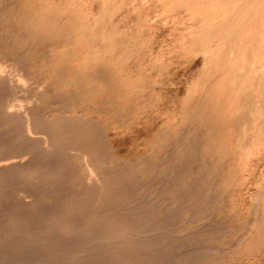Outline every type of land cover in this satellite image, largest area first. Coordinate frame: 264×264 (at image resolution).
Instances as JSON below:
<instances>
[{
  "label": "rangeland",
  "instance_id": "rangeland-1",
  "mask_svg": "<svg viewBox=\"0 0 264 264\" xmlns=\"http://www.w3.org/2000/svg\"><path fill=\"white\" fill-rule=\"evenodd\" d=\"M218 1L221 4H219ZM245 1L246 0H243V1L242 0H231V1L230 0H216V2H215V0H213V1L212 0H209V1L208 0H201V2H200V0H174V1L173 0H42V1L41 0H26V1L25 0H0V23H2V24H0V31H2V32H0V74H2V76H0V78H1L0 81H1L3 86L5 85L4 87H5L6 92L9 89L10 93L7 92V95H8L7 98L10 100V98L15 97V98H13L15 100L11 99V103L7 99L9 102L8 105L12 104V105L17 106L16 107V106L11 105L10 107H12V109L16 107L15 110L18 111L19 113L16 112L15 110H13V112L15 111L14 112L15 115L16 116L19 115L18 117H20L22 120L24 119L23 120L24 123H26V121H27V127L28 128L31 127L28 125L30 122L29 119L31 118L32 114L35 112L34 114L37 113L36 116L37 115L41 116V118H39V119H41L40 123H42L43 125L48 124V126H50V124L52 125L53 123H57V122L63 123L62 121L66 120L63 124L66 125L65 123H68L67 125L70 126L72 124H69V123H71V121H75L72 123H76V125L78 123H82V124H81V126H79L80 124H78L77 126L74 124V126H72L74 128H78V127H80V128L81 127L82 128L87 127L88 128L89 127L90 130L92 129L93 132L96 131V132H94L96 134L98 131L97 135H99L101 133L98 136L100 141H99L97 149L99 150L98 153H101V152L102 153L98 156L93 155V158H92V155L90 153H88V154L83 153L85 155L82 154L83 156L82 155L79 156L80 160H78V162L79 161L81 162V163L79 162V164L82 166L84 165V167L82 168L84 171L83 173L85 174V175H83L85 177V178H83L84 179L83 181L89 182V183H87V182H85V183H86V185L91 184L90 185L91 187L94 186L92 183L96 182L97 184L94 183L95 184L94 187H96V188H93V187L90 188L89 185H87V187H89L91 189V191H94V189H95V191H97V192L94 191L93 195H95L96 193H97L96 195H99L98 193H101L102 190L106 189L105 187H103L104 183L103 184L100 183V182H103L101 179L103 177V175H101L102 172H103L104 176L107 175V177H110V174L111 175L113 174L112 175V177H113V176H115V174H117L116 172L121 171L119 169H122L123 173L119 172L117 175V177L119 175H121V176H119L120 177L119 179L121 182L120 188L122 187V191L125 190L126 192H129V189L131 190V186L136 185V188H135V186L133 187L134 191L131 190V192H130V194L132 195V198L134 197V199H133L134 204L133 203L132 204L134 205V207H136V208L138 207L137 209L140 210V213H142L141 214L142 216H144L145 213L147 214L145 216L150 215L149 219L152 222L148 221L147 224L148 223L151 224V228H150L151 231H153V228L155 229L156 227L160 226L159 225L160 223H161V226L166 225V226H164L165 231L160 226V227H158L159 229L156 228L160 232L156 231V229L154 230L156 232L155 234H154V231H153V233L151 231H149V232H151L152 234H154L156 236L158 235V237L160 236V233H161V236L159 238L162 239V241L161 240H159V241H161L163 243L165 241V244L169 245V247L171 249H173L174 253L177 252V254H180L179 255L180 257L177 260L178 264H181V263L182 264H184V263H186V264H202V263L203 264H220V263L221 264H264V220H263L264 219V116H263V118L261 116V114L264 115V111H262V110H264V108H263L264 107V103H263L264 99H262V98H264V93H263L264 92V78H263L264 77V61L261 60V58L264 57V56H262V55H264V51L262 52V55H261V53H258L260 50L259 51L257 50V52H256L257 54L255 53L256 48L260 49V48H258L259 46L260 47L262 46V48H263L262 50H264V47H263L264 42H261L264 40V37H263L264 26H262L263 28H261V25H260L261 23H262V25H264V23H263V21H264V18H263L264 13L263 12L264 11L261 10V8L264 7V1H262V0H260V1L259 0H248L249 2L246 1V3H245ZM251 1L253 4L251 3ZM213 2H215V4ZM233 2H235V3H233ZM198 3L200 5L202 4V6L204 8L202 6H199ZM231 3H233V4H231ZM247 3H250V5L248 6ZM11 4H12V6H11ZM194 4L195 5L198 4V6H196V7L197 8L199 7V9H196V7H195V11H194V6H195ZM208 4H210L211 6ZM243 4H245V6H243ZM251 5L253 7H251ZM254 5H256V7ZM9 6H11V7H9ZM246 6H247V8H246ZM208 7H209V10H208ZM231 7H232V9H231ZM243 7H245V9ZM210 8H213V9H210ZM229 8H230V10H228ZM251 8L252 9L255 8L256 12L254 9L252 10ZM248 9L250 10L249 12H248ZM262 9H264V8H262ZM6 10H7V12H6ZM210 10L211 11L214 10L215 12L217 10V12L212 13ZM242 10L244 13L242 12ZM196 11L197 12L198 11H200V12L205 11L206 13H208V11H210V13L207 14L209 16V18H207V16H204V15H206L205 12H204L205 14L202 15V12L201 13L198 12L199 13L198 14ZM195 12L197 13V15L195 14ZM5 13L9 14V16L6 15ZM235 13L238 15H236ZM239 13H241V14L239 15ZM246 13L248 15L245 16L244 14H246ZM250 13H251V15H249ZM253 13H255V14L252 15ZM2 14H4V15H2ZM257 14H258V16H257ZM10 15H11V17H10ZM190 15H193V16L191 17ZM202 16H204V18ZM230 16H231V18H230ZM248 16L250 17V20L251 19L253 20L254 16L256 17L255 19L258 18L257 20L251 22V23H253V22L255 23L256 26L253 25L254 28H253V26H250L251 23H248V22H250L248 19ZM260 16H263L262 17L263 19L261 18V20H263V21H260V19H259ZM251 17H253V18H251ZM4 18H5V20H4ZM10 18H11V20H9ZM175 18H176V20H175ZM201 18H202V20H201ZM234 18H236V19H234ZM237 18H238V20H237ZM245 18H246V20H248L247 23H246ZM168 19H169V21H167ZM173 19H174V21H173ZM187 19H188V21H187ZM6 20H7V22H5ZM19 20L22 22H20ZM55 20H57V22ZM211 20H212L211 23L214 24V31H213V28L210 29L209 27H207L210 25L209 23ZM213 20H215V21H213ZM218 20H221V21H218ZM243 20H245V22H243ZM258 20L261 23H259ZM217 21H218V23H217L218 25L216 24ZM9 22H11V23H9ZM199 22H200V24H199ZM205 22L207 24H205ZM19 23L21 26L19 25ZM201 23H204V24H201ZM257 23H259L260 26L257 25ZM223 24H224V26H223ZM221 25L225 30L221 27ZM200 26H201L202 31H199ZM204 26H206L207 30L205 28H203ZM245 26H247V27L245 28ZM248 26H250L252 28V30ZM21 27H22V29H21ZM61 27H63L64 29ZM216 27H217V29L215 31ZM16 28L18 30H16ZM192 28H194V29H192ZM196 28L198 30L197 33H196ZM204 29L206 30V33L203 32ZM220 29H222V30H220ZM254 29H255V31H257V33H259L257 35V33L255 32V36H256L255 39L258 38L261 40H254ZM262 29H263V31L261 33ZM70 30H71V32H70ZM208 30H209V32H208ZM217 30H219V31H217ZM249 30H251V32ZM63 31H64V33H63ZM210 31L214 34L212 35V33ZM6 32H7V34H6ZM200 32L204 33V35L201 36ZM218 32H220V34ZM226 32H229V33L227 34ZM233 32H235V34ZM239 32H240V34H239ZM248 32H249V34L246 35ZM1 33H2V35H1ZM52 33H54V34H52ZM230 33H233V34H230ZM237 33L239 36L241 35V38L243 37L242 40L239 39L240 41H243V44L241 42V45L239 44L240 42H238L239 41L238 38H240V37H238ZM243 33H245V34L242 35ZM198 34L203 39L204 38L205 39L204 40H202V38L199 39L200 36ZM207 34H211L212 36L207 35ZM221 34H222V36H221ZM64 35H67V36H64ZM216 35L217 36L219 35V36L216 37ZM259 35L261 37H259ZM210 36L212 38H210ZM5 37H7V38H5ZM68 37H70V38L68 39ZM188 37L189 38L191 37V38L189 39ZM246 37L247 38L250 37V39H247ZM262 37H263V39H262ZM217 38H220V39H217ZM251 38L256 42H254ZM207 39H209V40L211 39L210 40L211 42L209 44H207V42H209ZM244 39H246V41H247L246 43L248 44V46L246 44H244L245 43ZM6 40H8L9 42ZM201 40L203 42H202V44H199L200 43L199 41H201ZM229 40H231L232 42H230ZM212 41H213V43H212ZM258 41L261 44L258 43ZM17 42H19V43H17ZM205 42H206V44H203ZM222 42H224V45H222L223 44ZM249 42H251V43H249ZM191 43H192V45H190ZM217 43L220 44V46ZM228 43H230L232 45H230V47H229ZM253 43L259 44V45H257V47L256 46L253 47ZM35 44H36V46H35ZM250 44H252V46H250ZM187 45H188V47H187ZM206 45L209 49H212L211 50L212 55L208 53L210 51H206V49H208L207 47H205ZM202 46H204L206 49L204 47L202 49L201 48ZM239 47L245 48L246 50H244V49L241 50V49H239ZM218 48L220 51H218ZM222 48H223V50H222ZM236 48L239 51L236 50ZM240 50H241V52H243V53L245 52V53L241 54ZM248 50L249 51L254 50V53H250L252 51L248 52ZM25 51H27V52H25ZM22 52H23V54H21ZM213 52H215V54ZM219 52H220V54H219ZM238 52H239V57L237 55ZM246 52H247L248 56L253 55V57H255L254 55L259 54L262 57L259 58L260 56L258 55V58H257V56H256V58L259 61L261 60L263 63L259 62L255 58L253 59V57H250L253 60H251L250 58H248L249 59L248 60L246 57L244 58V56L247 55ZM227 54H228V57H227ZM240 55L241 56L243 55V57H240ZM82 56H83V58H82ZM207 56L209 58H207ZM58 57H60V58H58ZM67 57H68V59H67ZM87 57H88V59H87ZM217 57H218V59H217ZM221 57H223V58H221ZM224 58H225V60H224ZM25 59H26V61H25ZM245 59H247V61H245ZM255 60H257V62L259 64H257V62ZM249 61H252V63ZM253 61L255 62V64ZM66 62H67V64H65ZM213 62L216 66L213 64ZM203 63H204V65H203ZM223 63H224V65H223ZM232 63H234V64H232ZM245 63H246V65H245ZM238 64H239V67H237ZM65 65L68 66L69 68L66 67ZM226 65H227V67H226ZM229 65H230V68H229ZM234 65H236V66H234ZM58 66L62 67V68H59ZM222 66H223V68H222ZM249 66L253 69H251ZM252 66H254V67H252ZM260 66H261V68H260ZM228 68L230 71L228 70ZM232 68H234L236 71ZM237 68L239 69L238 71H237ZM58 69H59V71H58ZM231 69L234 70L233 73L231 72ZM242 70H243V73L246 74V77L249 76L248 81L246 80L247 78L245 79V77H244L245 74H244V76H239L240 73H238V72H241V74H243ZM250 70L252 72H250ZM223 71H228V76H227V72L224 73ZM244 71H246V72H244ZM205 73H206V77H205ZM207 73H209V74H207ZM16 74H17V76H16ZM19 74H20V76H19ZM123 74L125 77L123 76ZM216 74H217V76H216ZM220 74H221V76H220ZM222 74H223V76H222ZM229 74H230V76H232V74H233L232 78L234 77L235 79L234 78L232 79L229 76ZM236 74H238V76H236ZM247 74H248V76H247ZM260 74L263 77H261ZM242 77H243L244 82L242 80H240ZM254 77H255V79H254ZM65 78H66V80H65ZM213 80H215V82H218L219 84L215 83ZM221 80H225L224 82L228 81V82H226L227 85L225 86L224 84H226V83H224ZM229 80L231 82L233 80L234 81L231 83ZM260 80H262L263 83L260 82ZM62 81H63V83H62ZM5 82H7L8 84ZM241 82H242V84H241ZM3 83H5V84H3ZM59 83H60V85H58ZM203 83H204V85H203ZM209 83L214 85L215 88L214 87L212 88V85L210 86ZM230 83H231V85H228ZM215 84L220 87V90L224 91L223 94L218 90V87H216ZM233 84H235V85H233ZM55 85H56V87H55ZM240 85H241V87H240ZM196 86H197V88H196ZM227 86L231 87V88H229L230 91L228 88H226ZM222 87H224L225 89L223 88L224 89L223 90ZM232 87H234V88L232 89ZM235 87L239 88V90H241L239 92L236 91L237 95L241 92L239 94L241 96L236 95V93H235L236 88ZM123 88H125V89H123ZM207 88H208V90H207ZM210 88L215 91V92L214 91L213 92L215 93V95L217 94L216 96L212 95L213 92H212V90H210ZM226 89H228V90L226 91ZM244 89H245V91H243ZM18 90H20V91H18ZM56 90H57V92H56ZM233 90H234L235 94L231 95V93H233ZM39 91H40V93H42L43 97L41 96V94H39ZM193 91H194V93H193ZM242 91L246 92V95H245V93L243 94ZM248 91H249V93H248ZM255 91H257L256 92L257 94L255 93ZM17 92H19V94ZM229 92H231V93H229ZM260 92L262 95H260ZM11 93H13V94H11ZM51 93H53V94H51ZM207 94L210 96V98H212V100H213V98L216 99V100L214 99V101L217 103V105L218 104L219 105L218 106L215 105V106H217V108H219V109L221 108L220 110L218 109L219 111L224 110L223 112L225 113L227 108H229V110H227V112H226L227 114H229L231 111L230 114H232V115H230V114L227 115L225 113L228 116V118H227V116L223 117V119H222L223 122L220 121L221 116L217 117V115L214 113V115H216L215 117L219 118V121L221 124L227 123L226 119H224V118H227V120L229 122V119H231V118H229L230 116L231 117L234 116V117H232L233 119H231V121H232L237 116L240 117V115H242V114H243L242 116L247 115L246 118L244 117V119H242L243 118L242 116H241V119L239 117L237 119H235L237 121L240 119L239 121H241L239 124L237 121H235L238 124V130L239 131L237 130V125H235L236 123L233 124L234 121L232 122V124L230 121L229 122L230 124L228 123L229 125L227 124L226 126H225V124H222L224 126V128H223V126L222 127L220 126V128H219V124L215 123L216 124L215 127L218 126V128H219V129L217 128V131H216L217 132L216 136L218 135L217 137H219V139H217L215 134H213V132L211 131L213 126L212 127L210 126L216 120L219 123L218 119L215 120V118H213V120H215L213 123L210 120V118L212 119V116H213V113L211 115H210V113L213 112L215 110L214 108H216V107L213 105L214 108H211L212 110L214 109L213 111L209 108L210 106L212 107L211 103H213V104H215V103L213 101L210 102L211 100L208 99L209 97H207ZM218 94H219V97H218L219 101L217 99ZM15 95L18 97H16ZM66 95L68 97H66ZM204 95H206V96H204ZM220 95H221L222 100H220ZM235 95L237 97H235ZM27 96L30 98H28ZM55 96H57V97H55ZM222 96L223 97L226 96V98L224 99ZM228 96L230 98H228ZM250 96L255 100L251 101L252 98ZM261 96H262V98L260 99ZM32 97H34V98H32ZM40 97L42 99H40ZM45 97H46V99H45ZM110 97H112V98H110ZM185 97H187V98H185ZM20 98H22V99H20ZM196 98H197V100H195ZM202 98H203V100H202ZM238 98H241V100H243V98H245L246 100H244V101H246V102L248 100V102H247L248 105L246 104L244 107L247 110H245L244 112H243V109H244L243 106H244L245 102L244 101H243L244 103L241 102L240 99H238ZM233 99H236L235 102L237 101L238 106H237V104H234L235 102L233 101ZM237 99L240 101V103L242 105V106H240L241 112L237 109V107H239V104H240V103H238L239 101ZM28 100H30V101H28ZM58 100H59V102H58ZM12 101H14L16 104H14V102L12 103ZM52 101H53V103H52ZM201 101H203V102L205 101L206 104L208 102L211 104L210 106L209 105L207 106V108L211 110V111L208 110L209 112L207 111L209 114L205 113L206 111H204V110H206L207 108H206L205 104L204 105L202 104L203 102L201 103ZM196 102H197V104L199 103L198 106H196L197 105ZM230 102L231 103L233 102L232 104H234L236 107L233 108L232 107L233 105L229 104ZM249 102H251L250 105H249ZM253 102L255 104H253ZM260 102H262V103H260ZM223 103H224V105H221ZM258 103H260V104H258ZM200 104H202L203 106ZM194 105L198 108H200V106H202L203 107L202 111H204V114H207V115L204 116V114H202L203 116L197 117V113H195L196 111L194 110L196 107ZM262 105H263V107H262ZM219 106H221V107H219ZM10 107H9V109H10ZM47 107H48V109H47ZM104 107H106V108H104ZM191 107H192V110L195 111L193 113L196 114V116H194L192 114V111L190 110ZM20 108H21V110H20ZM198 108H196V109L198 110ZM217 108H216V110H217ZM27 110H29L30 112L32 111V114H30ZM250 110H253V112H251ZM60 111H61V113H60ZM190 111H191V113H190L191 115H188ZM202 111L198 110L199 115H201L200 112H202ZM216 112H217V114L221 113L218 111H216ZM246 112L247 113L249 112V114H246ZM254 112H256V114ZM10 113H12V112H10ZM14 113H13V115H14ZM238 113H241V114H238ZM34 114H33V116H34ZM250 115H252V116H250ZM57 116H58V119H57ZM206 116L210 117V118H208L211 121L210 125H209V122H208V119ZM256 116L257 117L259 116V117L256 118ZM24 117H26V118H24ZM195 117H197L196 118L197 120L200 117H201L200 120H203L202 118L205 117V119H207V120L204 119L205 120L204 126H208V128L207 129H206V127L202 128L201 125L198 127L197 122L195 123V121H197V120H195ZM252 118H254L256 120V123H255V120ZM70 119H71V121H69ZM245 119H248V120L250 119L248 122L249 125L246 124L249 126V128L246 125H244L245 123H247L245 121ZM260 119L262 120L263 123L261 122ZM171 121H173V122H171ZM187 121H189L191 124L190 123L187 124L188 123ZM185 122H187L186 123L187 126L183 125V124H185ZM199 122H198L199 124L203 123L201 121H199ZM180 123H182V124H180ZM241 123H243V124H241ZM193 124H196L198 128L195 127L196 125H194V127H195L194 128ZM90 125H93V126H90ZM190 125H192V126H190ZM239 125H241V127ZM182 126H184V127H182ZM188 126H190V127H188ZM227 126L232 127V128H229ZM233 126L234 127L236 126V128H234ZM186 127H188L189 129ZM262 127H263V129H262ZM192 128L194 129L195 132H193ZM243 128H246V129H243ZM94 129H96V130H94ZM201 129L204 130V132L206 130H208V131L210 130L209 132H211V133H208L210 135V137H209V135L203 134L204 132H202L203 136L200 135L201 133H199V131ZM234 129L237 131H235ZM169 130L171 133L169 132ZM218 130H219V133H218ZM46 131H42V132L44 133ZM213 131H215L214 127H213ZM220 131L221 132L223 131V132L221 133ZM183 132H185V133H183ZM190 132H192L194 134L191 133L192 134V136H191ZM198 133H199V135H197ZM227 133H229V134H227ZM233 133H234V135H233ZM2 134H3V129L0 127V135H2ZM47 134H48V131L46 134H40V135L38 134L37 135V136H41L39 138L44 139V140H41V139L37 138L40 145L42 146L41 148H43V150L45 149L43 152H45L47 154L46 155L45 153H43V158H46L47 156H49L50 152L52 155L53 152L55 153L56 152L55 150H57V147L53 146L54 144L51 145L53 143L50 139L51 133L49 132V136ZM206 134H207V132H206ZM252 134H254V135H252ZM160 135H161V137H160ZM181 135H183L184 138ZM229 135H230V137H229ZM185 136H188L189 137L188 139H190V140L188 141L187 137L185 139ZM197 136H199V137L201 136L202 139H205V140L208 139L209 142H211L210 141L211 139L213 141L214 140L213 138H215L213 143L211 142L215 146L212 145L211 143L209 144V142H208V144H209V146H208L207 141H204L200 138H196ZM246 136H248V137H246ZM48 137H50L49 139L51 142L49 141ZM193 137L196 139L197 143H198V140H201L200 142H202V141L206 142V143H203V144H207L206 147L203 148L206 151H207L206 148L210 147V145H211V147L214 146L213 147L214 152L217 154L212 152L211 150H213V149H211V148H208V149H210L209 151H211V152L206 154V151L204 150V153H203V150L201 147L205 146V145L201 144L200 145L201 147L199 146V148L202 151V155H200V156H202V158L196 154L197 155V156L195 155V158L197 157L196 159L191 158L192 156L190 157V159L195 163L190 162L188 158L181 160V156L180 157H178V156L181 155L182 153H180L179 151L181 149L183 151V149H184V152H185V149L190 148L191 141L192 142L194 141L196 143V141L193 140L194 139ZM164 138H166V139H164ZM221 138H225V140L223 139V141H219V140H221ZM182 139H185V141H182ZM161 140H163V141H161ZM178 140H179V142H178ZM41 141H42V144H41ZM181 141H182V144L180 143ZM215 141H217V142H215ZM158 142H161V144ZM183 142L184 143L186 142V143L184 144ZM194 142L192 143V145L195 144ZM200 142L198 144H200ZM220 142H221V144H220ZM225 142H226V144H225ZM173 144H176L175 145L176 147H177V144L178 145L181 144L182 147H180L181 145H179L176 149ZM186 144L188 147L186 146ZM50 145H51V147H49ZM183 145L186 148H184ZM216 145H217V147H216ZM99 146H100V148H99ZM53 147H56V148H53ZM167 147L168 148L170 147V148L167 150ZM194 147L197 148V153L199 154V152H200L199 148L196 145ZM41 148L39 151L42 153ZM102 149H104V150H102ZM152 149H153V151H151ZM173 149H175V152L178 151L177 153H180V154L175 153ZM50 150H52V151H50ZM198 150H199V152H198ZM46 151L47 152L49 151V153H47ZM149 151H151L152 153H150ZM156 151H158V152H156ZM164 151H166V152L163 153ZM170 151L174 152L175 154L174 153L171 154ZM216 151H218V152H216ZM148 153H149V155H148ZM166 153L168 154V156ZM157 154H159V155H157ZM210 154H215V155H217L218 158L211 155L214 158L213 159L210 156ZM218 154H219V156H218ZM232 154H234V155H232ZM44 155H46V156L44 157ZM56 155L57 154H55L52 157H47L48 159L47 158H46L47 160L44 159V162H46V163H48L49 161H51L52 163L54 161L58 162V161L54 160L55 157H57V156H58L57 157L58 160H59V158L62 159V157L60 155H57V156ZM103 155H104V157H103ZM163 155H165V157L166 156L167 157L165 158ZM25 156L23 155V159L21 157V158L15 159V160H17V163H18V161H20L21 164H23V163L26 164V162L27 161L29 162V160H30V159H28V157H30V155L27 154L26 158H25ZM87 156H88V158H87ZM160 156H163V157H160ZM176 156L180 159L177 158L178 159L177 160L175 158ZM83 157L85 160L83 159ZM89 157H91V158H89ZM97 157H99V158H97ZM193 157H194V155H193ZM150 158L153 160H151ZM211 158H212V161L214 160L212 163H214V162H216V163L215 164L211 163L209 165V163H210L209 161H211ZM216 158L218 161L216 160ZM21 159L23 160L22 162H21ZM95 159L96 160L100 159L102 162L105 161L104 164L101 163V166L104 165L106 168H104L102 166L103 167V168H101L102 170L98 169L102 172L97 170L96 165L94 163V162H96ZM201 159H204V160H202V162H201L202 164H199ZM89 160L92 162V164H91V162L89 163ZM145 160H147V162ZM169 160L171 163L169 162ZM175 160H176V162L177 161L178 162L175 163ZM183 160L189 161L191 164H194V166L193 167L189 166L190 163H187V161H186L187 164H185V162ZM86 161H88V162L86 163ZM139 161L141 163H139ZM167 161L169 162L170 165L168 164ZM106 162H107V164H106ZM136 162H138L139 164H137ZM150 162L153 164L149 166V164H151ZM180 162H182V163H180ZM197 162H199V163H197ZM207 162H209V163H207ZM85 163H86V166H85ZM93 163H94V165H93ZM134 163L137 164V166L134 165ZM164 163L168 164L167 169H165L166 165ZM146 164H147V169H146ZM172 164L175 165V167H172ZM206 164H208L209 166L213 165L215 167V169L213 168V171H212L211 168L213 166L209 168V166H207ZM89 165H91V167ZM92 165H93V168L95 166L94 169L92 168ZM122 165L126 166V168ZM139 165H141V166H139ZM143 165H145L146 170H148V171L152 170V173H150L151 171H149V173L151 175L153 174L154 176L153 175L151 176L150 174H148V171L146 173L145 172L146 170L141 169V167L144 168ZM156 165H158L160 168L159 169L156 168V167H158ZM183 165L189 166L190 169H188L187 166H184L187 168V171L189 170L188 171L189 177H188V172L185 171L186 169L183 170V168H184V167H182ZM202 165H204V166H202ZM135 166L138 169L135 168L136 169L135 170L134 169ZM161 166L163 168L165 167L164 168L165 170L162 169ZM110 167H112V168H110ZM116 167H118V168H116ZM123 167L125 169H123ZM171 167H172V170H170ZM202 167H203V169H202ZM115 168L117 171L114 170ZM127 168H129V169L132 168L134 170V171L131 170V171H133V172H131V174L135 175L136 178H137V176L139 178L141 175L139 180L143 179L142 180L143 182L139 181L138 179H134L135 177L131 176L130 173H126L127 176H124L125 175L124 172H126ZM111 169L114 171L115 174L113 173V171ZM95 170H96V172H95ZM160 170H162V172ZM168 170H169V172L167 173L166 171H168ZM203 170H205L206 172H204ZM208 170L209 171L211 170L212 172L211 171L208 172ZM109 171H112V172L110 173ZM137 171L138 172L140 171L139 172L140 175L137 174V176H136ZM171 171H173V172H171ZM182 171H184L185 173H181ZM191 171H194V172L199 171L200 174L198 172L197 173L199 174L198 176L200 178H198L197 173H196L195 177L196 176L197 177L195 179H193V176L191 174L194 175V172H191ZM214 171H215L216 175H215ZM63 172H60V173L64 174L65 172L64 173ZM104 172H107V173H104ZM108 172H109V174H108ZM142 172H145L144 173L145 175ZM155 172H157V173L154 174ZM55 173H57V174H54L55 177L62 176L59 173V170L56 171ZM175 173H176V176H174ZM210 173H212V174H210ZM147 174L150 176H148ZM160 174H162V176ZM164 174L166 175V177L163 176ZM177 174H179V177ZM180 174H182V175H180ZM183 174H185V175H183ZM96 175H98V176L101 175L102 177L101 176L96 177ZM122 175L124 176L123 179H121L123 177ZM184 176L185 177L187 176L186 180H185ZM131 177H134V178H131ZM160 177L163 179H161ZM191 177L193 180L191 179ZM99 178L101 179V181L99 180ZM125 178L127 180L129 178L130 181L128 180L129 181L128 182ZM91 179H92V182H91ZM131 179L134 182H135V180H137L140 184H142V186H143V183H146V187L143 186V190H141L143 195L144 194H146V195L143 196V195H141L142 193L140 192L139 196H137V193H139L140 188L142 189V186L139 185V183H137V181L135 183H133L131 181ZM182 179L185 180V184H184V181L182 182ZM122 180L123 181L126 180L127 183H129V184H127V183L124 184V182ZM164 180H165V182H164ZM188 180L189 181L191 180L192 182L195 180L193 183H191V181H190V184L191 185L193 184L192 186L189 184ZM197 180L199 181V184L196 183ZM201 180H202V182H201ZM211 180H212V182H211ZM158 181H159V184L163 183L160 185V188H159ZM171 181H172V185L170 184ZM179 181H180V183H179ZM130 182H132L133 184H131ZM166 182H167V184L168 183L170 184V185L168 184V187L171 186L170 188L171 189L173 188L172 190H170V188L166 187ZM214 182H215V184H214ZM218 182H220V183H218ZM61 183L63 184V182H61ZM98 183L100 184V187L102 184V187H101L102 189H99L100 187H99ZM62 184H61V186L54 184L55 186L53 185V187L52 186L51 187L52 188H55V187L56 188L57 187L62 188L64 186H67V184L65 182H64V186ZM122 184H123V186H122ZM147 184H148V186H147ZM154 184H155V186H153ZM175 184H177L176 187H175ZM150 185H152V187H150ZM184 185H186L187 187H185ZM124 186H126V187L124 188ZM137 186H139V187H137ZM49 187H46V188H49ZM51 187H50V189H51ZM144 187L146 189L148 187V189L145 191ZM155 187L156 188L158 187V188L156 189ZM161 187H163V188H161ZM174 187L176 188L175 190H174ZM179 187H182V188H179ZM153 188H155L156 190ZM166 188H168V192L165 191V190H167ZM199 188H201V189H199ZM217 188H218V190H216ZM90 189H88V190L90 191ZM98 189L101 191L99 192ZM180 189H181V191H180ZM191 189H192V191H191ZM202 189H204V191ZM135 190H136V192H135ZM148 190L149 191L155 190L156 192L153 191L154 192L153 193L152 191H150V193L149 192L147 193ZM169 190L172 191V193ZM108 191H109V189H108ZM108 191H106V193H104L105 192L104 191L103 193L105 195L107 194L108 196H110L109 194H111V193L113 194V192L110 193V191H109V193H108ZM132 191H133V193H132ZM214 191H216V192H214ZM161 192L162 193L164 192L165 194L164 193L162 194ZM203 192H205V193H203ZM258 192H260V193L258 194ZM135 193H136V195H135ZM155 193H157V194H155ZM104 194L102 195V193H101V195L98 196L99 199L96 197V195L94 196L93 201L94 202L96 201L98 203L97 204L98 206L97 205L94 206L92 204L91 207L94 206L92 208L95 211H97L96 209H98V208L104 209L103 207H99V203L101 201L103 202L101 197L103 196V199L108 197V196L104 197L105 196ZM176 194H178V195H176ZM16 195H17L16 201L18 198H20V199H18L16 204L21 206L24 203L25 204L24 207H26V205L28 203L30 204L31 200H29V197L25 198L26 196H24V194H23L24 197H19L18 194H16ZM19 195L22 196V194H19ZM171 195L175 198L176 201L178 200L177 203L175 201H173L174 198ZM179 195H180V197H179ZM145 196H147V198ZM162 196H164V197L166 196L165 199ZM168 196L169 197L171 196V197L169 198ZM197 196H198V198H197ZM137 197H139V198H137ZM193 197H195V199ZM100 198H101V200H100ZM135 198H137V199H135ZM180 198H181V200H180ZM210 198H212V199H210ZM21 199H25V200L22 201ZM97 199H98V201L99 200L100 201L98 202ZM162 199H163V201H162ZM168 199L171 200L174 203V205H173V203H171V201L168 203H165V202L169 201ZM196 199H197V201H196ZM133 200H131V201H133ZM143 200L144 201L147 200L146 201L147 203L143 202ZM149 200H150V202H149ZM21 201H22V204H21ZM50 201L51 202L55 201V203L53 202L52 206H54L55 204H57L56 202H58L56 200L52 201V199H50L49 201H46L47 203L49 202V204H46V202H45L46 205L43 204L42 208H44V206H45V208L50 207L51 206ZM136 201L137 202L139 201V203H137L138 206L136 205ZM153 201H154V203H153ZM159 201H161V202H159ZM26 202H27V204H26ZM142 203H143L142 206L144 207L145 211H143V209L140 208L141 205H139V204H142ZM183 203H186L187 205L183 204ZM204 203H206V204H204ZM147 204L149 205L150 208L145 207V206H147ZM199 204H201V207H203V208H201ZM18 205H16V207H15L16 208L15 211H18L17 213L23 211V209H24L23 206L19 207ZM48 205H50V206H48ZM100 205L103 206L102 204H100ZM157 205H160V207H158ZM161 205L163 206V208H161ZM184 205H185V207H184ZM56 206L57 205H55L54 207H56ZM96 206L98 208H95ZM192 206L194 209L192 208ZM104 207H105V205H104ZM107 207L108 206L106 205L105 209ZM182 207H184L183 210H182ZM188 207H190L193 211H191V209H189ZM136 208H134V210H133L134 212H136L135 211ZM146 208H148L150 211L148 209L146 210ZM101 209H98L99 211H97V212H102L103 210H101ZM167 209H169L170 211ZM185 209H187V210H185ZM162 210H163V213H161ZM195 210H196V212H195ZM151 211H152V213H151ZM164 212L165 213L167 212V213L164 214ZM179 212H182L181 213L182 216ZM190 212L193 214H191ZM140 213H137L136 215H139ZM156 213H157V215H156ZM80 215H82V213H79V216ZM141 215H139V216H141ZM177 215H179L181 218ZM77 216H78V214H77ZM162 216H163V218H162ZM169 216H170V218H168ZM175 216H176V218H175ZM251 216H253V217H251ZM152 217H153V219H152ZM164 217H166V218H164ZM171 217H173L172 220H170ZM256 218H257V220H256ZM160 219H162L163 221ZM212 219H215V221ZM191 222H193V223H191ZM154 223H155V225H154ZM172 223H173V225H172ZM255 223H257V224H255ZM168 224L172 225L173 229H172L171 233H173V234L170 233L172 227H169L171 225H168ZM176 224L178 227L176 226ZM262 224H263V226H262ZM152 225H154V226H152ZM156 225H158V226H156ZM147 226H149V224ZM175 226H176L177 230L175 229ZM148 229H149V227H148ZM166 229H168V230H166ZM167 231L170 234H168ZM174 231H175L176 235H174ZM211 232H213V233H211ZM163 235L164 236L166 235L167 241ZM170 235H174V238H173V236H170ZM196 235H198V236H196ZM217 235L219 238H217ZM180 236H181V239H180ZM183 239H185V240H183ZM218 239H220V240H218ZM168 240H170V241L168 242ZM175 240H176L178 247L176 246V243L174 242ZM171 243H172V245H170ZM157 245H158L157 249L160 250L159 248H161V246L159 244H157ZM209 245H210V247H209ZM152 246H156V244L155 245L153 244ZM181 246H182V248H181ZM152 248H154V247H152ZM152 248L150 247L149 252L152 251ZM177 248H179V249H177ZM219 248H220V250H219ZM201 249H203V250H201ZM204 249H206V250H204ZM200 251L201 252H206V251L209 252L208 253L210 256L208 258L209 262L207 260H205L207 262L204 261V259H207V257L206 258H200V256L197 255V253H200ZM152 252L156 253L157 251L155 249ZM191 254L193 255V257ZM196 256H198V257L196 258ZM188 258L190 260L192 259L193 261L191 260L192 262H190V260ZM186 259H188L187 260L188 263H187V261L186 262L183 261ZM180 260H182V262ZM202 260H203V262H202ZM140 261H142V260H140ZM175 263H176V261L173 263H170V264H175Z\"/></svg>",
  "mask_w": 264,
  "mask_h": 264
},
{
  "label": "bare ground",
  "instance_id": "bare-ground-1",
  "mask_svg": "<svg viewBox=\"0 0 264 264\" xmlns=\"http://www.w3.org/2000/svg\"><path fill=\"white\" fill-rule=\"evenodd\" d=\"M26 1V0H25ZM42 1V0H41ZM174 1V0H173ZM209 1V0H208ZM213 1V0H212ZM231 1V0H230ZM243 1V0H242ZM246 1H248V0H246ZM246 1H245V3H246ZM260 1V0H259ZM262 1H264V0H262ZM2 2V1H1ZM5 2V1H4ZM187 2V1H186ZM200 2H201V0H200ZM215 2H216V0H215ZM215 2H213L214 4H215ZM219 2V1H218ZM237 2V1H236ZM249 2V1H248ZM38 3V2H37ZM47 3V2H46ZM223 3V2H222ZM227 3V2H226ZM233 3H235V2H233ZM233 3H231V4H233ZM241 3V2H240ZM251 3H252V1H251ZM14 4V3H13ZM165 4V3H164ZM189 4V3H188ZM199 4V3H198ZM198 4H194L195 6H194V11H195V7L196 6H198ZM206 4V3H205ZM211 4V3H210ZM210 4H208V5H210ZM219 4H221L220 2H219ZM237 4V3H236ZM242 4V3H241ZM248 4V6L250 5V3H247ZM253 4V3H252ZM256 4V3H255ZM261 4V3H260ZM20 5V4H19ZM171 5V4H170ZM173 5V4H172ZM218 5V4H217ZM240 5V4H239ZM11 6H12V4H11ZM11 6H9V7H11ZM31 6V5H30ZM182 6V5H181ZM199 6H202V4L200 5L199 4ZM206 6V5H205ZM211 6V5H210ZM237 6V5H236ZM243 6H245V4H243ZM255 7H256V5H254ZM8 7V8H9ZM67 7V6H66ZM203 7V6H202ZM219 7V6H218ZM251 7H253L252 5H251ZM175 8V7H174ZM177 8V7H176ZM191 8V7H190ZM204 8V7H203ZM202 8V9H203ZM224 8V7H223ZM238 8V7H237ZM242 8V7H241ZM244 9H245V7H243ZM246 8H247V6H246ZM262 8H264V7H262ZM261 8V10H263L264 11V9H262ZM196 9H199V7L197 8L196 7ZM207 9V8H206ZM210 9H213V8H210ZM216 9V8H215ZM214 9V10H215ZM221 9V8H220ZM231 9H232V7H231ZM243 9V10H244ZM252 9V8H251ZM254 10H255V8H253ZM252 9V10H253ZM257 9V8H256ZM5 10V9H4ZM10 10V9H9ZM71 10V9H70ZM175 10V9H174ZM191 10V9H190ZM201 10V9H200ZM205 10V9H204ZM208 10H209V7H208ZM211 11L212 13L213 12H215V11ZM228 10H230V8L228 9ZM240 10V9H239ZM243 10H242V12H243ZM14 11V10H13ZM12 11V12H13ZM66 11V10H65ZM173 11V10H172ZM210 11H208V13H210ZM223 11V10H222ZM237 11V10H236ZM250 10L248 9V12H249ZM6 12H7V10H6ZM61 12V11H60ZM188 12V11H187ZM197 12V11H196ZM195 12V14L197 15V13L198 12H200V11H198L197 13ZM202 12V11H201ZM200 12V13H201ZM205 11H203L202 12V15L203 14H205L204 13ZM216 12H217V10H216ZM215 12V13H216ZM232 12V11H231ZM241 12V13H242ZM255 12H256V10H255ZM208 13H206V15H204V16H207V18H209V16L207 15ZM221 13V12H220ZM224 13V12H223ZM241 13H239V15L241 14ZM244 13V12H243ZM264 13V12H263ZM6 14V13H5ZM36 14V13H35ZM199 14V13H198ZM233 14V13H232ZM236 14V13H235ZM255 13H253L252 15H254ZM261 14V13H260ZM259 14V15H260ZM2 15H4V14H2ZM1 15V16H2ZM6 15H8L9 16V14H6ZM38 15V14H37ZM50 15V14H49ZM66 15V14H65ZM186 15V14H185ZM216 15V14H215ZM214 15V16H215ZM234 15V14H233ZM236 15H238V14H236ZM243 15V14H242ZM245 16L246 15H248L247 13L246 14H244ZM249 15H251V13L249 14ZM7 16V17H8ZM191 17L193 16V15H190ZM195 16V15H194ZM199 16V15H198ZM204 16H202L203 18H204ZM217 16V15H216ZM244 16V17H245ZM257 16H258V14H257ZM4 17V16H3ZM10 17H11V15H10ZM14 17V16H13ZM179 17V16H178ZM234 17V16H233ZM236 17V16H235ZM243 17V16H242ZM263 16H260V21H263V20H261V18H262ZM180 18V17H179ZM189 18V17H188ZM194 18V17H193ZM214 18V17H213ZM217 18V17H216ZM230 18H231V16H230ZM239 18V17H238ZM238 18H237V20H238ZM251 18H253V17H251ZM256 17L254 16V19L252 20H250V17L248 16V19H249V21L250 22H248V23H251L252 21H255V20H257V19H255ZM264 18V17H263ZM262 18V19H263ZM2 19V18H1ZM17 19V18H16ZM53 19V18H52ZM61 19V18H60ZM66 19V18H65ZM234 19H236V18H234ZM4 20H5V18H4ZM9 20H11V18L9 19ZM49 20V19H48ZM59 20V19H58ZM175 20H176V18H175ZM180 20V19H179ZM182 20V19H181ZM201 20H202V18H201ZM236 20V21H237ZM241 20V19H240ZM245 20H246V18H245ZM245 20H243V22H245ZM13 21V20H12ZM20 21V20H19ZM56 22H57V20H55ZM167 21H169V19L167 20ZM173 21H174V19H173ZM187 21H188V19H187ZM209 21V20H208ZM213 21H215V20H213ZM218 21H221V20H218ZM218 21L216 22V24L218 23ZM247 21L248 20H246V23H247ZM5 22H7V20L5 21ZM17 22V21H16ZM20 22H22V21H20ZM177 22V21H176ZM184 22V21H183ZM212 22V20L210 21V25L209 26H207V27H209L210 29H212L213 28V31H214V24L213 23H211ZM225 22V21H224ZM241 22V21H240ZM258 22H259V20H258ZM9 23H11V22H9ZM63 23V22H62ZM230 23V22H229ZM254 23V22H253ZM253 23H251V25L250 26H256L255 25V23L253 24ZM259 23H261V22H259ZM259 23H257V25H259ZM263 23H264V21H263ZM0 24H2V23H0ZM169 24V23H168ZM179 24V23H178ZM199 24H200V22H199ZM201 24H204V23H201ZM205 24H207L206 22H205ZM221 24V23H220ZM239 24V23H238ZM242 24V23H241ZM4 25V24H3ZM17 25V24H16ZM19 25H20V23H19ZM43 25V24H42ZM190 25V24H189ZM218 25V24H217ZM237 25V24H236ZM261 25V28H263L262 26H264V25H262V23L260 24ZM259 25V26H260ZM14 26V25H13ZM21 26V25H20ZM24 26V25H23ZM38 26V25H37ZM58 26V25H57ZM64 26V25H63ZM223 26H224V24H223ZM250 26H248V27H250ZM254 26H253V28H254ZM258 26V27H259ZM8 27V26H7ZM12 27V26H11ZM68 27V26H67ZM72 27V26H71ZM191 27V26H190ZM221 27H222V25H221ZM247 26H245V28H246ZM257 27V28H258ZM20 28V27H19ZM56 28V27H55ZM61 28H63V27H61ZM203 28H205L206 29V26H204ZM223 28V27H222ZM235 28V27H234ZM251 28V27H250ZM21 29H22V27H21ZM64 29V28H63ZM192 29H194V28H192ZM199 29V28H198ZM204 29V33H206V30ZM216 29H217V27L215 28V31H216ZM224 29V28H223ZM227 29V28H226ZM230 29V28H229ZM16 30H18L17 28H16ZM62 30V29H61ZM175 30V29H174ZM220 30H222V29H220ZM225 30V29H224ZM233 30V29H232ZM246 30V29H245ZM251 30H252V28H251ZM251 30H249L250 32H251ZM258 30V29H257ZM9 31V30H8ZM42 31V30H41ZM185 31V30H184ZM197 28H196V33H197ZM199 31H202V29H201V26H200V29H199ZM217 31H219V30H217ZM227 31V30H226ZM260 31V30H259ZM262 31H263V29L261 30V33H262ZM0 32H2V31H0ZM60 32V31H59ZM62 32V31H61ZM70 32H71V30H70ZM178 32V31H177ZM208 32H209V30H208ZM211 32V31H210ZM224 32V31H223ZM247 32V31H246ZM255 32L257 33V31H255V29H254V40H261V39H255L256 38V36H255ZM18 33V32H17ZM23 33V32H22ZM30 33V32H29ZM63 33H64V31H63ZM179 33V32H178ZM204 33H201L200 32V34H201V36L202 35H204ZM212 33V32H211ZM219 34H220V32H218ZM217 33V34H218ZM227 34L229 33V32H226ZM234 34H235V32H233ZM233 33H230V34H233ZM6 34H7V32H6ZM40 34V33H39ZM52 34H54V33H52ZM70 34V33H69ZM68 34V35H69ZM188 34V33H187ZM192 34V33H191ZM214 33H212V35H213ZM216 34V33H215ZM223 34V33H222ZM222 34H221V36H222ZM239 34H240V32H239ZM245 33H243L242 35H244ZM249 34V32L246 34V35H248ZM251 34V33H250ZM259 33H257V35H258ZM263 34H264V32H263ZM262 34V35H263ZM1 35H2V33H1ZM62 35V34H61ZM199 35V34H198ZM207 35H211V34H207ZM211 35V36H212ZM237 35H238V33H237ZM22 36V35H21ZM20 36V37H21ZM36 36V35H35ZM56 36V35H55ZM64 36H67V35H64ZM196 36V35H195ZM200 36V35H199ZM199 37V39L200 38H202V37ZM210 36V38H212ZM219 36V35H218ZM217 35H216V37H218ZM232 36V35H231ZM251 36V35H250ZM253 36V35H252ZM181 37V36H180ZM208 37V36H207ZM206 37V38H207ZM215 37V38H216ZM237 37V36H236ZM238 37H240V38H238V40L239 39H241L242 40V38H241V35L239 36L238 35ZM259 37H261L260 35H259ZM263 37H264V35H263ZM263 37H262V39H263ZM5 38H7V37H5ZM10 38V37H9ZM14 38V37H13ZM28 38V37H27ZM62 38V37H61ZM65 38V37H64ZM70 37H68V39H69ZM189 38V37H188ZM191 38V37H190ZM189 38V39H190ZM209 38V37H208ZM247 38V37H246ZM205 39V38H204ZM203 38H202V40H204ZM217 39H220V38H217ZM222 39V38H221ZM232 39V38H231ZM247 39H250V37L249 38H247ZM252 39V38H251ZM18 40V39H17ZM199 41L200 43L199 44H202V42L203 41ZM209 42H207V44H209L211 41V39L209 40V39H207ZM214 40V39H213ZM235 40V39H234ZM233 40V41H234ZM245 40V43L244 44H246L247 46H248V44L246 43L247 41H246V39H244ZM253 40V39H252ZM253 40V41H254ZM5 41V40H4ZM6 41H8V40H6ZM16 41V40H15ZM14 41V42H15ZM26 41V40H25ZM59 41V40H58ZM193 41V40H192ZM220 41V40H219ZM230 42H232L231 40H229ZM3 42V41H2ZM9 42V41H8ZM36 42V41H35ZM34 42V43H35ZM45 42V41H44ZM66 42V41H65ZM238 42H240L239 44L241 45V42H242V44H243V41H238ZM254 42H256V41H254ZM261 42H264V40L263 41H261ZM17 43H19V42H17ZM22 43V42H21ZM69 43V42H68ZM212 43H213V41H212ZM223 44L222 45H224V42H222ZM249 43H251V42H249ZM258 43H260L259 41H258ZM37 44V43H36ZM36 44H35V46H36ZM44 44V43H43ZM47 44V43H46ZM45 44V45H46ZM203 44H206V42L205 43H203ZM218 44V43H217ZM227 44V43H226ZM229 44V47H230V45H232V44H230V43H228ZM237 44V43H236ZM261 44V43H260ZM10 45V44H9ZM190 45H192V43L190 44ZM219 46H220V44H218ZM221 45V46H222ZM257 45H259V44H254L253 43V47L254 46H256L257 47ZM263 45H264V43H263ZM40 46V45H39ZM64 46V45H63ZM210 46V45H209ZM217 46V45H216ZM235 46V45H234ZM239 46V45H238ZM250 46H252V44H250ZM38 47V46H37ZM36 47V48H37ZM65 47V46H64ZM187 47H188V45H187ZM203 47L204 46H202L201 48L203 49ZM205 47H207V45L205 46ZM204 47V48H205ZM233 47V46H232ZM231 47V48H232ZM255 47V48H256ZM264 47V46H263ZM24 48V47H23ZM200 48V49H201ZM208 48V47H207ZM216 48V47H215ZM227 48V47H226ZM249 48V47H248ZM247 48V49H248ZM258 48H260V49H255L256 51H255V53L257 52V50L259 51L258 53H261V55H262V52L264 51V50H262L263 48H262V46L260 47H258ZM32 49V48H31ZM47 49V48H46ZM68 49V48H67ZM185 49V48H184ZM206 49V48H205ZM229 49V48H228ZM235 49V48H234ZM239 49H241V50H246L245 48H241V47H239ZM254 49V48H253ZM16 50V49H15ZM63 50V49H62ZM61 50V51H62ZM188 50V49H187ZM211 50L212 49H206V51H210V52H208L209 54H211L212 52H211ZM222 50H223V48H222ZM236 50H238L237 48H236ZM241 50H240V52H241ZM204 51V50H203ZM214 51V50H213ZM217 51V50H216ZM218 51H220L219 50V48H218ZM239 51V50H238ZM250 51H252V50H250ZM249 50H248V52H250ZM25 52H27V51H25ZM46 52V51H45ZM73 52V51H72ZM184 52V51H183ZM186 52V51H185ZM190 52V51H189ZM11 53V52H10ZM43 53V52H42ZM195 53V52H194ZM207 53V52H206ZM214 54H215V52H213ZM226 53V52H225ZM237 53V52H236ZM243 52H241V54H242ZM245 53V52H244ZM243 53V54H244ZM250 53H254V50L252 51V52H250ZM249 53V54H250ZM21 54H23V52L21 53ZM203 54V53H202ZM213 54V55H214ZM219 54H220V52H219ZM246 54H247V52H246ZM257 54V53H256ZM46 55V54H45ZM65 55V54H64ZM71 55V54H70ZM212 55V54H211ZM218 55V54H217ZM238 57H239V52H238ZM259 55V54H258ZM258 55H254L255 57H253V55L251 56H248V54L247 55H245L244 56V58L246 57L247 59L248 58H250V57H253V59L255 58V59H257L258 58ZM215 56V55H214ZM222 56V55H221ZM226 56V55H225ZM248 56V57H247ZM256 56H257V58H256ZM260 56V55H259ZM262 56H264V55H262ZM262 56H260L259 58H261ZM7 57V56H6ZM12 57V56H11ZM62 57V56H61ZM227 57H228V54H227ZM226 57V58H227ZM231 57V56H230ZM240 57H243V55L241 56L240 55ZM58 58H60V57H58ZM82 58H83V56H82ZM207 58H209L208 56H207ZM221 58H223V57H221ZM235 58V57H234ZM233 58V59H234ZM14 59V58H13ZM18 59V58H17ZM67 59H68V57H67ZM87 59H88V57H87ZM217 59H218V57H217ZM230 59V58H229ZM247 59H245V61H247ZM251 59V58H250ZM253 59H251V60H253ZM264 59V57L263 58H261V60L262 61H264L263 60ZM36 60V59H35ZM224 60H225V58H224ZM241 60V59H240ZM249 60V59H248ZM258 60V59H257ZM257 60H255L256 62H257ZM259 61V62H261V63H263L262 61ZM8 61V60H7ZM25 61H26V59H25ZM45 61V60H44ZM56 61V60H55ZM65 61V60H64ZM85 61V60H84ZM87 61V60H86ZM231 61V60H230ZM244 61V60H243ZM242 61V62H243ZM11 62V61H10ZM49 62V61H48ZM53 62V61H52ZM60 62V61H59ZM229 62V61H228ZM233 62V61H232ZM249 62H251L252 63V61H249ZM254 62V61H253ZM16 63V62H15ZM64 63V62H63ZM247 63V62H246ZM246 63H245V65H246ZM42 64V63H41ZM62 64V63H61ZM65 64H67V62L65 63ZM71 64V63H70ZM81 64V63H80ZM213 64H214V62H213ZM227 64V63H226ZM232 64H234V63H232ZM254 64H255V62H254ZM257 64H259L258 62H257ZM12 65V64H11ZM10 65V66H11ZM15 65V64H14ZM44 65V64H43ZM60 65V64H59ZM203 65H204V63H203ZM210 65V64H209ZM215 65V64H214ZM221 65V64H220ZM223 65H224V63H223ZM228 65V64H227ZM227 65H226V67H227ZM263 65V64H262ZM17 66V65H16ZM15 66V67H16ZM66 66V65H65ZM71 66V65H70ZM216 66V65H215ZM234 66H236V65H234ZM248 66V65H247ZM39 67V66H38ZM45 67V66H44ZM59 67V66H58ZM66 67H68V66H66ZM219 67V66H218ZM225 67V68H226ZM237 67H239V64H238V66ZM250 67V66H249ZM252 67H254V66H252ZM256 67V66H255ZM59 68H62V67H59ZM69 68V67H68ZM205 68V67H204ZM222 68H223V66H222ZM229 68H230V65H229ZM229 68H228V70H229ZM236 68V67H235ZM241 68V67H240ZM251 68V67H250ZM258 68V67H257ZM260 68H261V66H260ZM5 69V68H4ZM212 69V68H211ZM220 69V68H219ZM232 69H234V68H232ZM231 69V72L233 73V71L235 70H232ZM251 69H253V68H251ZM6 70V69H5ZM23 70V69H22ZM21 70V71H22ZM30 70V69H29ZM39 70V69H38ZM83 70V69H82ZM92 70V69H91ZM218 70V69H217ZM239 69L237 68V71H238ZM28 71V70H27ZM58 71H59V69H58ZM230 71V70H229ZM236 71V70H235ZM241 71V70H240ZM257 71V70H256ZM255 71V72H256ZM262 71V70H261ZM260 71V72H261ZM37 72V71H36ZM127 72V71H126ZM208 72V71H207ZM210 72V71H209ZM213 72V71H212ZM224 73L225 72H227V76H228V71H223ZM244 72H246V71H244ZM250 72H252L251 70H250ZM254 72V71H253ZM2 73V72H1ZM39 73V72H38ZM70 73V72H69ZM214 73V72H213ZM217 73V72H216ZM223 73V74H224ZM230 73V72H229ZM236 73V72H235ZM238 73H240L239 74V76H244V74L245 73H243V70H242V73L243 74H241V72H238ZM258 73V72H257ZM256 73V74H257ZM262 73V72H261ZM207 74H209V73H207ZM223 74H222V76H223ZM255 74V73H254ZM263 74V73H262ZM0 76H2V74H0ZM16 76H17V74H16ZM19 76H20V74H19ZM45 76V75H44ZM64 76V75H63ZM62 76V77H63ZM123 76H124V74H123ZM216 76H217V74H216ZM220 76H221V74H220ZM219 76V77H220ZM229 76H230V74H229ZM232 76H233V74H232ZM232 76H230L231 78H232ZM236 76H238V74H236ZM235 76V77H236ZM247 76H248V74H247ZM260 76H261V74H260ZM33 77V76H32ZM38 77V76H37ZM49 77V76H48ZM57 77V76H56ZM72 77V76H71ZM70 77V78H71ZM122 77V76H121ZM125 77V76H124ZM127 77V76H126ZM205 77H206V73H205ZM245 79L248 81V77H246V74H245ZM261 77H263V76H261ZM4 78V77H3ZM11 78V77H10ZM52 78V77H51ZM234 78V77H233ZM232 78V79H233ZM238 78V77H237ZM236 78V79H237ZM253 78V77H252ZM264 78V77H263ZM1 79V78H0ZM5 79V78H4ZM23 79V78H22ZM35 79V78H34ZM38 79V78H37ZM56 79V78H55ZM60 79V78H59ZM206 79V78H205ZM209 79V78H208ZM218 79V78H217ZM216 79V80H217ZM222 79V78H221ZM230 79V78H229ZM235 79V78H234ZM240 79V78H239ZM244 79V80H245ZM251 79V78H250ZM254 79H255V77H254ZM253 79V80H254ZM258 79V78H257ZM260 79V78H259ZM13 80V79H12ZM25 80V79H24ZM65 80H66V78H65ZM227 80V79H226ZM240 80H242L243 81V77L240 79ZM239 80V81H240ZM3 81V80H2ZM60 81V80H59ZM119 81V80H118ZM205 81V80H204ZM214 82H215V80H213ZM218 81V80H217ZM221 81H225V80H221ZM230 81V80H229ZM234 81V80H233ZM232 81V82H233ZM236 81V80H235ZM258 81V80H257ZM46 82V81H45ZM65 82V81H64ZM226 82H228V81H226ZM226 82H224V83H226ZM231 82V81H230ZM231 82V83H232ZM244 82V81H243ZM256 82V81H255ZM260 82H262V80H260ZM5 83H7V82H5ZM5 83H3V84H5ZM34 83V82H33ZM52 83V82H51ZM57 83V82H56ZM62 83H63V81H62ZM205 83V82H204ZM204 83H203V85H204ZM212 83V82H211ZM211 83H209L210 84V86L212 85ZM215 83H218V82H215ZM231 83L230 84H228V85H231ZM236 83V82H235ZM239 83V82H238ZM247 83V82H246ZM249 83V82H248ZM263 83V82H262ZM8 84V83H7ZM26 84V83H25ZM109 84V83H108ZM126 84V83H125ZM191 84V83H190ZM202 84V83H201ZM219 84V83H218ZM241 84H242V82H241ZM53 85V84H52ZM57 85V84H56ZM56 85H55V87H56ZM58 85H60V83L58 84ZM216 85V84H215ZM225 86L227 85V83L226 84H224ZM233 85H235V84H233ZM249 85V84H248ZM262 85V84H261ZM3 85H2V83H1V81H0V127L3 129V134L2 135H0V264H170V263H173V262H175L176 261V263L178 264V262H177V260L179 259V255L180 254H177V252L176 253H174V251H173V249H171L170 247H169V245H167V244H165V241H164V243L163 242H161L162 241V239H160L159 237L161 236V233H160V236L158 237V235L156 236V235H154L156 232L154 231L156 228H158V227H160L161 226V223L159 224L160 226H158V225H156V226H158V227H156L155 229L153 228V231H154V234H152L153 233V231H151L150 230V228H151V224L150 223H148L149 224V226H147L148 224H147V222L148 221H150V222H152L149 218V216L150 215H148V216H145V215H147L145 212V215L144 216H142L141 214L142 213H140V210L139 209H137L136 207H134V197L132 198V195L130 194V192H131V190H133L134 191V186H135V188H136V185H133V186H131V190L129 189V192H126L125 190V192L124 191H122V187L120 188V184H121V182H120V177L119 176H121V175H119L118 177H117V175H118V173L120 172H122V169H119V170H121V171H119V172H116L117 174H115L114 173V171H113V173L115 174V176H113L112 177V175L110 174V177H107V175H105L104 176V174H103V172L102 171H100V170H98V169H101V168H106L104 165H102L101 166V163H103L104 164V162H102L100 159H98V160H96V162H94L95 163V165H96V168H97V170L98 171H100V172H102V174L101 175H103V177L101 176V175H96V177H102L101 179H102V181L103 182H100V183H104L103 184V187H105L104 189L105 190H99V189H102L101 187H102V184H101V187H100V184L98 183V185H99V189H98V191L100 192L101 191V193H102V195L104 194V193H106V191H108V189H109V191H110V193L111 192H113V194L111 195V194H109L110 196H108L107 194L104 196V197H106V196H108V197H106V198H104L103 199V196L101 197L102 198V200H103V202L101 203H99V207H103L104 209H101V208H98L97 206V202L95 201H93L94 200V196L97 194H95V195H93V192L95 191V189H94V191H91V189L90 188H96V187H94L95 186V184L94 183H96V182H94V183H92L94 186H90L89 184H87V185H89L90 186V188L89 187H87V185H86V183L85 182H87V181H83L84 179L83 178H85L83 175H85L83 172V167H84V165L82 166V165H80L79 164V162H78V160H80L79 158V156L80 155H82L83 153H90L91 155H92V158H93V155H95V156H98V155H100L101 153H98L99 152V150L97 149L98 148V144H99V138H98V136L101 134H99V135H97L98 134V131H97V134L96 133H94V132H96V131H92V129L90 130V128L88 127H84V128H80V127H78V128H74V127H72V126H74V124L76 125V123H72V122H75V121H71V119L69 120V121H71V123H69V124H72V125H67L68 123H65L66 125H64L63 123L66 121H62L63 123H59V122H57V123H53L52 125L50 124V126H48V124L46 125H43L42 123H40V120L41 119H39V118H41V116H36V114H34V116H33V114H32V111L30 112L29 110H27L30 114H32V116H31V118L29 119V126H31L30 128H28L27 127V121H26V123H24V119L22 120L20 117H18V116H16L15 115V108L17 107L16 105H12V106H16L15 108H13L12 109V107H10L11 105H8V103L10 102L11 103V99H13V98H15V97H13V98H10V100L7 98L8 97V95H7V92L8 93H10L9 92V89H8V91L6 92L5 91V85L2 87ZM10 86V85H9ZM24 86V85H23ZM42 86V85H41ZM45 86V85H44ZM192 86V85H191ZM199 86V85H198ZM209 86V85H208ZM222 86V85H221ZM239 86V85H238ZM243 86V85H242ZM250 86V85H249ZM248 86V87H249ZM59 87V86H58ZM63 87V86H62ZM201 87V86H200ZM214 87V85H212V88ZM216 87H218V90L223 94L224 93V91H222V90H220V87L218 86V85H216ZM240 87H241V85H240ZM66 88V87H65ZM122 88V87H121ZM196 88H197V86H196ZM202 88V87H201ZM215 88V87H214ZM224 87H222V89H223ZM226 88H231V87H226ZM234 87H232V89H233ZM236 88V87H235ZM243 88V87H242ZM252 88V87H251ZM250 88V89H251ZM7 89V88H6ZM32 89V88H31ZM63 89V88H62ZM61 89V90H62ZM123 89H125V88H123ZM189 89V88H188ZM225 89V88H224ZM223 89V90H224ZM228 89H226V91L228 90ZM237 89V90H236ZM235 89V93H236V95H237V92L236 91H241V90H239V88H236ZM247 89V88H246ZM14 90V89H13ZM17 90V89H16ZM35 90V89H34ZM121 90V89H120ZM129 90V89H128ZM135 90V89H134ZM144 90V89H143ZM206 90V89H205ZM207 90H208V88H207ZM210 90H212L211 88H210ZM12 91V90H11ZM18 91H20V90H18ZM60 91V90H59ZM68 91V90H67ZM98 91V90H97ZM133 91V90H132ZM200 91V90H199ZM214 90H212V92H213ZM225 91V92H226ZM229 91H230V89H229ZM232 91V90H231ZM243 91H245V89L243 90ZM242 91V92H243ZM250 91V90H249ZM249 91H248V93H249ZM254 91V90H253ZM16 92V91H15ZM28 92V91H27ZM49 92V91H48ZM53 92V91H52ZM55 92V91H54ZM56 92H57V90H56ZM130 92V91H129ZM157 92V91H156ZM215 92V91H214ZM213 92V94L212 95H214V96H216L215 95V93ZM217 92V91H216ZM257 91H255V93H256ZM18 94H19V92H17ZM22 93V92H21ZM24 93V92H23ZM44 93V92H43ZM120 93V92H119ZM193 93H194V91H193ZM227 93V92H226ZM229 93H231V92H229ZM234 93V90H233V93H231V95L232 94H235ZM241 93V92H240ZM239 93V94H240ZM245 93V95H246V92H243V94ZM259 93V92H258ZM264 93V92H263ZM11 94H13V93H11ZM17 94V95H18ZM33 94V93H32ZM39 94H41V96L43 97V95H42V93H40V91H39ZM51 94H53V93H51ZM188 94V93H187ZM206 94V93H205ZM211 94V93H210ZM221 94V95H222ZM238 94V95H239ZM251 94V93H250ZM249 94V95H250ZM257 94V93H256ZM21 95V94H20ZM23 95V94H22ZM25 95V94H24ZM36 95V94H35ZM56 95V94H55ZM155 95V94H154ZM202 95V94H201ZM221 95H220V100H222V98H221ZM227 95V94H226ZM229 95V94H228ZM230 95V96H231ZM235 95V97H237ZM244 95V96H245ZM254 95V94H253ZM260 95H262L261 94V92H260ZM13 96V95H12ZM16 96V95H15ZM33 96V95H32ZM59 96V95H58ZM72 96V95H71ZM93 96V95H92ZM128 96V95H127ZM191 96V95H190ZM204 96H206V95H204ZM239 96H241V95H239ZM258 96V95H257ZM256 96V97H257ZM10 97V96H9ZM16 97H18V96H16ZM20 97V96H19ZM23 97V96H22ZM28 97V96H27ZM37 97V96H36ZM39 97V96H38ZM49 97V96H48ZM55 97H57V96H55ZM60 97V96H59ZM58 97V98H59ZM66 97H68L67 95H66ZM207 97H209L208 99H210L209 101L210 102H214L215 104H213V103H211L212 104V107L210 106L211 104L209 103H207L206 104V102L204 101H201V103L204 105L205 104V106H206V108H207V106L209 105L210 107V109L211 108H214V106L215 105H217V103L214 101V99L215 98H213V100H212V98H210V96L207 94ZM206 97V98H207ZM219 94H218V96H217V99H218V101H219ZM223 97V96H222ZM233 97V96H232ZM251 97V96H250ZM259 97V96H258ZM28 98H30V97H28ZM27 98V99H28ZM32 98H34V97H32ZM31 98V99H32ZM110 98H112V97H110ZM119 98V97H118ZM185 98H187V97H185ZM194 98V97H193ZM205 98V97H204ZM224 99L226 98V96L225 97H223ZM228 98H230L229 96H228ZM227 98V99H228ZM252 98V97H251ZM262 98V96L260 97V99ZM9 100V102H8V100ZM20 99H22V98H20ZM24 99V98H23ZM30 99V100H31ZM36 99V98H35ZM40 99H42L41 97H40ZM45 99H46V97H45ZM50 99V98H49ZM56 99V98H55ZM223 99V100H224ZM238 99H240V101L241 102H243L244 100H246L245 98H243V100H241V98H238ZM237 99V100H238ZM257 99V98H256ZM259 99V98H258ZM259 99V100H260ZM262 99H264V98H262ZM13 100H15V99H13ZM30 100H28V101H30ZM53 100V99H52ZM70 100V99H69ZM114 100V99H113ZM124 100V99H123ZM183 100V99H182ZM195 100H197V98L195 99ZM202 100H203V98H202ZM216 100V99H215ZM232 100V99H231ZM235 100L236 99H233V101L235 102ZM252 100H255V99H251V101ZM40 101V100H39ZM46 101V100H45ZM239 101V100H238ZM240 101L238 102V103H240ZM14 101H12V103H13ZM58 102H59V100H58ZM57 102V103H58ZM224 102V101H223ZM245 102V103H244ZM243 103H244V106H243V108L245 107V105L247 104V102H248V100H247V102L246 101H244ZM258 102V101H257ZM263 102V101H262ZM262 102H260V103H262ZM19 103V102H18ZM17 103V104H18ZM40 103V102H39ZM52 103H53V101H52ZM69 103V102H68ZM104 103V102H103ZM116 103V102H115ZM188 103V102H187ZM222 103V102H221ZM225 103V102H224ZM224 103L223 104H221V105H224ZM233 103V102H232ZM231 102L229 103V104H231V105H233L232 107L234 108V107H236L234 104H237V101L234 103V104H232ZM250 103L251 102H249V105H250ZM260 103H258V104H260ZM264 103V102H263ZM14 104H16L15 102H14ZM34 104V103H33ZM44 104V103H43ZM59 104V103H58ZM183 104V103H182ZM195 104V103H194ZM196 104H197V102H196ZM195 104V105H196ZM199 104V103H198ZM198 104L196 105V106H198ZM202 104H200V105H202ZM253 104H255L254 102H253ZM252 104V105H253ZM119 105V104H118ZM194 105V106H195ZM199 105V106H200ZM202 105V106H203ZM214 105V106H213ZM219 105V104H218ZM217 105V106H218ZM248 105V104H247ZM26 106V105H25ZM57 106V105H56ZM64 106V105H63ZM62 106V107H63ZM103 106V105H102ZM185 106V105H184ZM193 106V107H194ZM195 106V107H196ZM202 106H200V108H198V107H196V108H198V110H200V111H202ZM217 106H215L216 108H217ZM237 106H238V104H237ZM240 106H242L241 105V103L239 104V107H237V109L241 112V110H240ZM261 106V105H260ZM9 107H10V109H9ZM43 107V106H42ZM60 107V106H59ZM219 107H221V106H219ZM231 107V106H230ZM262 107H263V105H262ZM104 108H106V107H104ZM119 108V107H118ZM187 108V107H186ZM194 109L195 111H193L192 110V107L190 108V110L192 111V114L194 115V116H196V114H194L193 112H195V113H197V117L198 116H203L202 114H204V111H206L205 113H208L209 111L208 110H210V109H206V110H204V111H202V112H200V114L201 115H199V112H198V110L197 109ZM216 108H214L213 110L215 111H213L212 109V111L213 112H211L210 113V115L213 113V116H212V119L210 118V117H207V119L208 118H210V120L212 121V123L216 120V119H218V121H219V118H217L218 116L220 117V121L221 122H223L222 121V119H223V117H225V116H227V115H229L230 113H231V111H230V113L229 114H227L226 112H227V110H229V108H227V110L225 111V113L227 114H225L223 111H219L220 109L219 108H217V110H216ZM264 108V107H263ZM12 109V110H11ZM18 109V108H17ZM47 109H48V107H47ZM46 109V110H47ZM219 109V110H218ZM223 109V108H222ZM11 110V111H10ZM13 110H15L14 112H13ZM20 110H21V108H20ZM32 110V109H31ZM43 110V109H42ZM53 110V109H52ZM165 110V109H164ZM210 110V111H211ZM245 110H247V109H243V112L245 111ZM254 110V109H253ZM253 110H250L251 112H253ZM35 111V110H34ZM48 111V110H47ZM55 111V110H54ZM57 111V110H56ZM191 111L189 112V114L188 115H191L190 113H191ZM208 111V112H207ZM216 111H218V112H221V113H219V114H217V112ZM249 111V110H248ZM257 111V110H256ZM262 111H264V110H262ZM10 112H12V113H10ZM16 112H18V111H16ZM24 112V111H23ZM40 112V111H39ZM42 112V111H41ZM58 112V111H57ZM102 112V111H101ZM233 112V111H232ZM242 112V113H243ZM13 113H14V115H13ZM19 113V112H18ZM27 113V112H26ZM49 113V112H48ZM60 113H61V111H60ZM107 113V112H106ZM214 113L217 115V117H215L216 115H214ZM255 114H256V112H254ZM261 113V112H260ZM263 113V112H262ZM40 114V113H39ZM44 114V113H43ZM42 114V115H43ZM209 114V113H208ZM237 114V113H236ZM235 114V115H236ZM238 114H241V113H238ZM245 114V113H244ZM246 114H249V112L247 113L246 112ZM245 114V115H246ZM205 115H207V114H204V116ZM209 115V116H210ZM230 115H232V114H230ZM243 115V114H242ZM242 115H240V117L239 116H237L236 118H234V120H232L231 121V119H233L232 117H234V116H230L229 118H231V119H229V122L231 121V124H232V122H233V124L234 123H236L235 121H237V120H235V119H237L238 117L241 119V116ZM193 116V117H194ZM247 116V115H246ZM246 116H242L243 118L242 119H244V117L246 118ZM250 116H252V115H250ZM261 116H262V118H263V116L264 115H262L261 114ZM260 116V117H261ZM23 117V116H22ZM62 117V116H61ZM67 117V116H66ZM69 117V116H68ZM197 117H195V120H197L196 118ZM249 117V116H248ZM259 117V116H258ZM257 116H256V118H258ZM24 118H26V117H24ZM29 118V117H28ZM71 118V117H70ZM182 118V117H181ZM184 118V117H183ZM187 118V117H186ZM192 118V117H191ZM213 118H215V120H213ZM227 118H228V116H227ZM227 118H224V119H226V121H227V123L225 124V123H222V124H225V126L229 123L228 122V120H227ZM57 119H58V116H57ZM60 119V118H59ZM185 119V118H184ZM189 119V118H188ZM194 119V118H193ZM201 119V117L200 118H198V120L199 121H201V122H203L202 124H199L200 122L197 120V121H195V123L197 122V124H198V127L201 125L202 126V128H204V127H206V129L208 128V126H204V122H205V120H207V119H205V117H203L202 119L203 120H200ZM205 119V120H204ZM239 119V120H240ZM251 119V118H250ZM249 119V120H250ZM252 119H254V118H252ZM43 120V119H42ZM45 120V119H44ZM79 120V119H78ZM209 119H208V122H209V125H210V123H211V121H210ZM237 121L238 122V124L241 122V121ZM248 119H245V121L247 122V123H245L244 125H246V124H248L249 125V120L247 121ZM255 120V119H254ZM261 120V119H260ZM184 121V120H183ZM190 121V120H189ZM189 121H187V122H185V124H183V125H186V123L187 124H189L190 122ZM220 121H219V123L217 122V120L212 124V125H210L211 127L213 126L214 127V130L215 131H213V127H212V129H211V131L213 132V134H215V136H216V134H217V128H218V126L217 127H215L216 126V124L215 123H217V124H219V128H220V126L222 127L223 125L220 123ZM244 121V122H245ZM46 122V121H45ZM48 122V121H47ZM53 122V121H52ZM165 122V121H164ZM171 122H173V121H171ZM193 122V121H192ZM199 122V123H198ZM207 122V121H206ZM207 122V123H208ZM225 122V121H224ZM261 122H262V120H261ZM92 123V122H91ZM255 123H256V120H255ZM254 123V124H255ZM263 123V122H262ZM261 123V124H262ZM78 124H80L79 126H81V124L82 123H78ZM77 124V125H78ZM90 124V123H89ZM180 124H182V123H180ZM191 124V123H190ZM206 124V123H205ZM230 124V123H229ZM228 124V125H229ZM238 124L236 123L235 125H237V130H238ZM241 124H243V123H241ZM76 125V126H77ZM85 125V124H84ZM194 125H196V124H193V127H194ZM208 125V124H207ZM248 125H246L248 128H249V126ZM253 125V124H252ZM260 125V124H259ZM86 126V125H85ZM90 126H93V125H90ZM187 126V125H186ZM190 126H192V125H190ZM190 126H188V127H190ZM231 126V125H230ZM240 127H241V125H239ZM182 127H184V126H182ZM188 127H186V128H188ZM195 127H197V125L195 126ZM194 127V128H195ZM197 127V128H198ZM227 127H229V126H227ZM234 127V126H233ZM239 127V128H240ZM243 127V126H242ZM252 127V126H251ZM260 127V126H259ZM114 128V127H113ZM162 128V127H161ZM216 128V129H215ZM218 128V129H219ZM223 128H224V126H223ZM229 128H232V127H229ZM228 128V129H229ZM234 128H236V126L234 127ZM247 128V129H248ZM183 129V128H182ZM189 129V128H188ZM191 129V128H190ZM193 129V128H192ZM226 129V128H225ZM243 129H246V128H243ZM262 129H263V127H262ZM48 131V136H49V132L51 133L50 134V136H51V138L50 137H48V139L50 138L51 139V141L53 142L51 145H53V146H56L57 147V150H55L56 152L54 153L53 152V154L51 155V152H50V154H49V156H47V157H52V156H54L55 154H57V155H60L61 157H62V159H60L59 158V160H58V156L57 157H55V159L54 160H56V161H58V162H51V161H49L48 163H46V162H44V159H46V158H43V153H45V152H43L44 150H43V148H41L42 146L40 145V143H39V141H38V139H41V140H44V139H42V138H39V137H41V136H37L38 134L40 135V134H46L47 133V131ZM94 130H96V129H94ZM196 130V129H195ZM202 130V129H201ZM200 130V131H201ZM224 130V129H223ZM232 130V129H231ZM235 130V129H234ZM233 130V131H234ZM237 130H235V131H237ZM254 130V129H253ZM257 130V129H256ZM42 131H46V132H42ZM101 131V130H100ZM199 131V133H201L200 135H202L203 136V134H205V135H209L208 133H211V132H209L208 130H206L205 132H204V130H202L201 132ZM226 131V130H225ZM239 131V130H238ZM244 131V130H243ZM251 131V130H250ZM164 132V131H163ZM169 132H170V130H169ZM193 132H195L194 131V129H193ZM202 132H204L203 134H202ZM206 132H207V134H206ZM215 132V133H214ZM221 132V131H220ZM223 132V131H222ZM221 132V133H222ZM227 132V131H226ZM229 132V131H228ZM249 132V131H248ZM105 133V132H104ZM171 133V132H170ZM183 133H185V132H183ZM182 133V134H183ZM192 132H190V134H191ZM199 133L197 134V135H199ZM218 133H219V130H218ZM225 133V132H224ZM244 133V132H243ZM250 133V132H249ZM192 134H194V133H192ZM192 134H191V136H192ZM227 134H229V133H227ZM226 134V135H227ZM248 134V133H247ZM33 135V136H32ZM177 135V134H176ZM186 135V134H185ZM222 135V134H221ZM220 135V136H221ZM225 135V134H224ZM233 135H234V133H233ZM245 135V134H244ZM250 135V134H249ZM252 135H254V134H252ZM251 135V136H252ZM35 136V137H34ZM182 137H183V135H181ZM212 136V135H211ZM218 136V135H217ZM216 136V137H217ZM232 136V135H231ZM238 136V135H237ZM160 137H161V135H160ZM166 137V136H165ZM178 137V136H177ZM180 137V136H179ZM181 137V138H182ZM186 137H187V139L189 138L188 136H185V139H186ZM209 137H210V135H209ZM208 137V138H209ZM225 137V136H224ZM228 137V136H227ZM229 137H230V135H229ZM246 137H248V136H246ZM38 138V139H37ZM67 138V139H66ZM102 138V137H101ZM184 138V137H183ZM194 138V137H193ZM196 138H200V139H202V137L200 136H197ZM204 138V137H203ZM206 138V137H205ZM232 138V137H231ZM240 138V137H239ZM47 139V140H48ZM50 139H49V141H50ZM66 139V140H65ZM105 139V138H104ZM164 139H166V138H164ZM179 139V138H178ZM185 139H182V141H185ZM214 140H215V138H213ZM217 139H219V137H217ZM223 139L225 140V138H221V140H219V141H223ZM233 139V138H232ZM241 139V138H240ZM243 139V138H242ZM247 139V138H246ZM177 140V139H176ZM190 139H188V141H189ZM193 140H195L196 141V139L194 138ZM198 140V139H197ZM202 140H204V141H207V144H208V139L207 140H205V139H202ZM213 140V141H214ZM245 140V139H244ZM243 140V141H244ZM48 141V142H49ZM50 141V142H51ZM106 141V140H105ZM161 141H163V140H161ZM182 141L180 142L181 144H182ZM187 141V142H188ZM201 140H198V143L200 142ZM212 143H213V141H212V139L210 140ZM240 141V140H239ZM44 142V141H43ZM47 142V143H48ZM49 142V143H50ZM178 142H179V140H178ZM194 142V141H193ZM192 141H191V143H190V148H188V149H185V152H184V149H183V151H182V149L179 151L180 153H182L181 155H179L178 157H180L181 156V160L182 159H186V158H188L189 159V161L190 162H193L191 159H190V157L191 158H195V155L197 154V155H202V151H201V149L199 148V146L202 144V145H205V146H200L201 148H202V150H203V153H204V150L205 149H203V148H205L206 147V145L207 144H203V143H206V142H200V144H198L197 143V141H196V143L195 144H193L194 146L196 145L198 148H199V150H200V152H199V150H198V152H199V154L197 153V148L196 147H194L193 145H192V143H193ZM211 142H209V144L211 143ZM215 142H217V141H215ZM214 142V143H215ZM241 142V141H240ZM101 143V142H100ZM158 143H160L161 144V142H158ZM184 143V142H183ZM186 143V142H185ZM184 143V144H185ZM211 143V144H212ZM238 143V142H237ZM41 144H42V141H41ZM164 144V143H163ZM181 144H179V145H181ZM209 144H208V146H209ZM216 144V143H215ZM220 144H221V142H220ZM225 144H226V142H225ZM240 144V143H239ZM40 145V146H39ZM51 145L49 146V147H51ZM174 146L176 145V144H173ZM178 144H177V147L179 146ZM194 147H192V146ZM212 145H214V144H212ZM44 146V145H43ZM164 146V145H163ZM184 146V145H183ZM186 146H187V144H186ZM207 146V147H208ZM215 146V145H214ZM214 146H212L211 147V145H210V147H208V148H211V149H213V147ZM229 146V145H228ZM235 146V145H234ZM41 148V150H42V153L39 151L40 150V148ZM56 147H53V148H56ZM177 147L175 146V148L177 149ZM180 147H182V145L180 146ZM188 147V146H187ZM216 147H217V145H216ZM227 147V146H226ZM232 147V146H231ZM236 147V146H235ZM99 148H100V146H99ZM170 148V147H169ZM168 147H167V150L169 149ZM184 148H186L185 146H184ZM208 148H206L207 149V151H206V154L207 153H209V152H214V149L213 150H211V151H209L210 149H208ZM229 148V147H228ZM50 149V148H49ZM157 149V148H156ZM159 149V148H158ZM233 149V148H232ZM98 150V151H97ZM102 150H104V149H102ZM166 150V151H167ZM174 150V152H175V149H173ZM50 151H52V150H50ZM74 151V152H73ZM101 151V150H100ZM151 151H153V149L151 150ZM151 151H149L150 153H152ZM166 151H164L163 153H165ZM225 151V150H224ZM228 151V150H227ZM47 152V151H46ZM104 152V151H103ZM106 152V151H105ZM156 152H158V151H156ZM160 152V151H159ZM169 152V151H168ZM174 152H171L170 151V153L172 154V153H174ZM178 152V151H177ZM177 152H175V153H177ZM216 152H218V151H216ZM221 152V151H220ZM219 152V153H220ZM230 152V151H229ZM47 153H49V151L47 152ZM174 153V154H175ZM180 153H177V154H180ZM215 153V152H214ZM27 154L28 155H30V157H28V159H30L29 160V162L27 161L26 162V164L25 163H23V164H21L20 163V161H18V163H17V160H15V159H17V158H21L22 157V159H23V155L25 156V158L27 157ZM46 154V153H45ZM85 154H83V155H85ZM89 154V155H90ZM104 154V153H103ZM160 154V153H159ZM159 154H157V155H159ZM167 154V153H166ZM165 154V155H166ZM215 154H217V153H215ZM215 154H210V156L211 155H213V156H215V157H217V155H215ZM225 154V153H224ZM229 154V153H228ZM47 155V154H46ZM46 155H44V157L46 156ZM51 155V156H50ZM82 155V156H83ZM90 155V156H91ZM110 155V154H109ZM147 155V154H146ZM148 155H149V153H148ZM165 155H163L164 157H165ZM170 155V154H169ZM193 155H194V157H193ZM196 155V156H197ZM232 155H234V154H232ZM81 156V157H82ZM107 156V155H106ZM156 156V155H155ZM163 156H160V157H163ZM167 156H168V154H167ZM166 156V157H167ZM173 156V155H172ZM218 156H219V154H218ZM85 157V156H84ZM84 157H83V159H84ZM103 157H104V155H103ZM158 157V156H157ZM165 157V158H166ZM177 156L175 157L176 159L178 158ZM201 158H202V156H200ZM212 157V156H211ZM226 157V156H225ZM87 158H88V156H87ZM89 158H91V157H89ZM97 158H99V157H97ZM141 158V157H140ZM197 158V157H196ZM195 158V159H196ZM209 158V157H208ZM213 158V157H212ZM212 158H211V161H209V162H207V163H209V165L214 161H212ZM218 158V157H217ZM217 158H216V160H217ZM21 159V162L23 161ZM27 159V160H28ZM48 159V158H47ZM46 159V160H47ZM151 159V158H150ZM149 159V160H150ZM178 159H180V158H178ZM177 159V160H178ZM207 159V158H206ZM214 159V158H213ZM19 160V159H18ZM85 160V159H84ZM87 160V159H86ZM106 160V159H105ZM113 160V159H112ZM151 160H153V159H151ZM150 160V161H151ZM200 160V159H199ZM202 160H204V159H201V161H200V163L199 162H197V163H199V164H202L201 162H202ZM209 160V159H208ZM215 160V161H216ZM93 161V160H92ZM143 161V160H142ZM146 162H147V160H145ZM184 161V160H183ZM187 161V160H186ZM186 161H184L185 162V164H187V163H190L189 161H187V163H186ZM218 161V160H217ZM51 162V163H50ZM84 162V161H83ZM88 161H86V163H87ZM91 161L89 160V163H90ZM110 162V161H109ZM149 162V161H148ZM168 162V161H167ZM166 162V163H167ZM169 162H170V160H169ZM169 162H168V164H169ZM178 162V161H177ZM176 162V160H175V163H177ZM81 163V162H80ZM86 163H85V166H86ZM88 163V164H89ZM94 163H93V165H94ZM111 163V162H110ZM137 164H139V163H141L140 161H139V163L138 162H136ZM151 163V162H150ZM155 163V162H154ZM166 163H164L166 166V168L165 169H167V165L168 164H166ZM171 163V162H170ZM173 163V162H172ZM174 163V164H175ZM180 163H182V162H180ZM193 163H195V162H193ZM206 163V162H205ZM216 162H214V163H212V164H215ZM91 164H92V162H91ZM106 164H107V162H106ZM112 164V163H111ZM137 164H135L134 163V165H136L137 166ZM153 163H151V164H149V166L150 165H152ZM93 165H92V168H93ZM126 165V164H125ZM132 165V164H131ZM162 165V164H161ZM170 165V164H169ZM207 166H209L208 164H206ZM90 167H91V165H89ZM122 166H124V165H122ZM130 166V165H129ZM134 167V169L135 168H137V167ZM139 166H141V165H139ZM144 166V168H142L141 167V169H144V170H146L147 169V164H146V169H145V165H143ZM148 166V167H149ZM155 166V165H154ZM153 166V167H154ZM156 166H158V165H156ZM184 166H187V168L188 169H190L189 168V166H194V164H191L190 163V165L188 166V165H183L182 167H184ZM202 166H204V165H202ZM213 165H211V166H209V168L210 167H212ZM125 168H126V166H124ZM123 167V169H125ZM131 167V166H130ZM152 167V166H151ZM150 167V168H151ZM172 167H175V165H173L172 164ZM172 167H171V169L170 170H172ZM179 167V166H178ZM86 168V167H85ZM91 168V169H92ZM94 168H95V166H94ZM93 168V169H94ZM109 168V167H108ZM110 168H112V167H110ZM116 168H118V167H116ZM116 168L114 169V170H116ZM121 168V167H120ZM133 168V167H132ZM132 168H127L126 169V172H124L125 173V175L124 176H127V174L126 173H130V175L131 176H134L135 177V175H133V174H131V172H133L134 170L132 169ZM156 168H160L159 166L158 167H156ZM161 168L162 169H164L162 166H161ZM187 168L186 167H184L183 168V170H185L186 172H188L187 171ZM197 168V167H196ZM206 168V167H205ZM208 168V169H209ZM213 168L215 169V167L213 166L212 168H211V170L213 171ZM89 169V168H88ZM138 169V168H137ZM154 169V168H153ZM157 169V170H158ZM164 169V170H165ZM202 169H203V167H202ZM59 170V173L60 172H63L64 174H62V173H60L62 176H57V177H55L54 176V174H57V173H55L56 171H58ZM86 170V169H85ZM102 170V169H101ZM104 170V169H103ZM106 170V169H105ZM129 172H128V171ZM131 170H133V171H131ZM136 170V169H135ZM143 170V171H144ZM199 170V169H198ZM210 170V171H211ZM107 171V170H106ZM112 171H109L110 173L112 172ZM117 171V170H116ZM142 171V170H141ZM147 171L148 170H146L145 172L147 173ZM149 171H151L150 173H152V170H149ZM149 171H148V174H150L149 173ZM155 171V170H154ZM161 172H162V170H160ZM159 171V172H160ZM174 171V170H173ZM173 171H171V172H173ZM196 171V170H195ZM200 171V170H199ZM199 171H197L198 173H199ZM204 172H206L205 170H203ZM209 170H208V172H210ZM211 171V172H212ZM95 172H96V170H95ZM109 172H108V174H109ZM138 172V171H137ZM136 172V176H137V174L138 175H140V171L137 173ZM145 172H142L143 174L145 173ZM167 173L169 172V170L168 171H166ZM165 172V173H166ZM178 172V171H177ZM191 172H194V171H191ZM190 172V173H191ZM197 172H194V175L193 174H191L192 176H193V179H195L199 174L197 173ZM201 172V171H200ZM225 172V171H224ZM58 173V174H59ZM99 173V172H98ZM104 173H107V172H104ZM123 173V172H122ZM157 172H155L154 174H156ZM181 173H185L184 171H182ZM196 173H197V176L195 177V175H196ZM214 173H215V171H214ZM97 174V173H96ZM147 174V175H148ZM173 174V173H172ZM206 174V173H205ZM210 174H212V173H210ZM220 174V173H219ZM90 175V174H89ZM145 175V174H144ZM151 175V174H150ZM150 175H148V176H150ZM153 175V174H152ZM151 175V176H152ZM158 175V174H157ZM156 175V176H157ZM161 176H162V174H160ZM178 175V177H179V174H177ZM180 175H182V174H180ZM183 175H185V174H183ZM215 175H216V173H215ZM123 176V175H122ZM124 176L121 178V179H123L124 178ZM154 176V175H153ZM164 177H166V175L164 174L163 175ZM168 176V175H167ZM170 176V175H169ZM174 176H176V173H175V175ZM134 177H131V178H134ZM140 177H141V175H140ZM139 177V178H140ZM158 177V176H157ZM172 177V176H171ZM185 177V176H184ZM183 177V178H184ZM187 177V176H186ZM186 177H185V180H186ZM188 177H189V172H188ZM139 178H138V176H137V178L135 177L134 179H138L139 180ZM156 178V177H155ZM161 178V177H160ZM181 178V177H180ZM179 178V179H180ZM198 178H200L199 176H198ZM101 179L99 178V180L101 181ZM126 179V178H125ZM133 179V180H134ZM161 179H163V178H161ZM171 179V178H170ZM173 179V178H172ZM178 179V178H177ZM176 179V180H177ZM189 179V178H188ZM191 179H192V177H191ZM192 179V180H193ZM127 180V179H126ZM125 180V181H126ZM128 180L130 181V179L128 178ZM127 180V181H128ZM143 180V179H142ZM142 180H139V181H142ZM145 180V179H144ZM166 180V179H165ZM165 180H164V182H165ZM175 180V181H176ZM185 180H183L182 179V182L184 181V184H185ZM95 181V180H94ZM123 181V180H122ZM125 181H123L124 182V184L125 183H127V181L125 182ZM128 181V182H129ZM131 181H132V179H131ZM137 180H135V182H136ZM156 181V180H155ZM174 181V180H173ZM189 181V180H188ZM187 181V182H188ZM191 181V180H190ZM190 181H189V184H190ZM195 181V180H194ZM193 181V182H194ZM61 182H63V184L61 183ZM64 182L67 184V186H64ZM91 182H92V179H91ZM99 182V181H98ZM133 183H135L134 181H132ZM132 182H130L131 184H133ZM143 182V181H142ZM152 182V181H151ZM169 182V181H168ZM192 181H191V183H193ZM201 182H202V180H201ZM200 182V183H201ZM208 182V181H207ZM211 182H212V180H211ZM216 182V181H215ZM215 182H214V184H215ZM60 183V184H59ZM87 183H89V182H87ZM137 183H139L138 181H137ZM149 183V182H148ZM155 183V182H154ZM157 183V182H156ZM179 183H180V181H179ZM196 183H198L199 184V181L197 180V182ZM218 183H220V182H218ZM60 185L61 186V184L64 186V187H62V188H52L53 187V185ZM69 184V185H68ZM85 184V185H84ZM97 184V183H96ZM127 184H129V183H127ZM126 184V185H127ZM145 184V185H144ZM153 184V183H152ZM158 184H159V181H158ZM161 184H163V183H161ZM161 184H159V188H160V185ZM169 184V183H168ZM168 184H167V182H166V187H168ZM171 185H172V181H171V183H170ZM169 184V185H170ZM178 184V183H177ZM177 184H175V187H176V185ZM183 184V183H182ZM188 184V183H187ZM186 184V185H187ZM188 184V185H189ZM54 185V186H55ZM58 185V186H59ZM138 185V184H137ZM139 185H141L142 186V184H140L139 183ZM179 185V184H178ZM181 185V184H180ZM186 185H184L185 187H187ZM191 185V184H190ZM193 185V184H192ZM191 185V186H192ZM207 185V184H206ZM51 187V189H50V187ZM86 186V187H85ZM122 186H123V184H122ZM143 186H145L146 187V183H143ZM143 186H142V189L140 188V191H139V193H137V196H139V194H140V192H141V190H143ZM147 186H148V184H147ZM153 186H155V184L153 185ZM163 186V185H162ZM211 186V185H210ZM219 186V185H218ZM224 186V185H223ZM46 187H49V188H46ZM126 186H124V188H125ZM129 187V186H128ZM137 187H139V186H137ZM144 187V188H145ZM150 187H152V185H150ZM171 187V186H170ZM170 187H168V188H170ZM173 187V186H172ZM174 187V190L176 189ZM183 187V186H182ZM182 187H179V188H182ZM200 187V186H199ZM202 187V186H201ZM225 187V186H224ZM87 188V189H86ZM123 188V189H124ZM133 188V189H132ZM156 188V187H155ZM155 188H153V189H155ZM158 188V187H157ZM156 188V189H157ZM161 188H163V187H161ZM168 188H166L167 190H165V191H167L168 192ZM178 188V187H177ZM184 188V187H183ZM197 188V187H196ZM204 188V187H203ZM206 188V187H205ZM216 188V187H215ZM219 188V187H218ZM218 188L216 189V190H218ZM88 189H90V191L88 190ZM138 189V188H137ZM147 189H148V187H147ZM146 188H145V191L147 190ZM150 189V188H149ZM155 189V190H156ZM165 189V188H164ZM173 189V188H172ZM171 188H170V190H172ZM199 189H201V188H199ZM221 189V188H220ZM97 190V189H96ZM155 190H150V191H155ZM162 190V189H161ZM169 190V191H170ZM173 190V191H174ZM178 190V189H177ZM203 191H204V189H202ZM207 190V189H206ZM205 190V191H206ZM260 190V189H259ZM105 191V192H104ZM109 191H108V193H109ZM133 191H132V193H133ZM137 191V192H138ZM150 191L148 190L147 191V193L149 192L150 193ZM160 191V190H159ZM180 191H181V189H180ZM191 191H192V189H191ZM197 191V190H196ZM208 191V190H207ZM206 191V192H207ZM95 192H97V191H95ZM104 192V193H103ZM135 192H136V190H135ZM144 192V191H143ZM156 192V191H155ZM171 193H172V191H170ZM189 192V191H188ZM198 192V191H197ZM202 192V191H201ZM214 192H216V191H214ZM261 192V191H260ZM260 192H258V194L260 193ZM101 193H98L99 195H101ZM142 193V192H141ZM154 193V192H153ZM162 193V192H161ZM164 193V192H163ZM162 193V194H163ZM174 193V192H173ZM177 193V192H176ZM191 193V192H190ZM200 193V192H199ZM203 193H205V192H203ZM211 193V192H210ZM16 194H18V196L19 197H24V196H26L25 198H28L29 197V200H31L30 201V204L28 205L27 204V202H26V207H24V203L22 204V201L23 200H25V199H21L22 201H21V206H23V211H21V212H19V213H17L18 211H15V207H16V205H18V204H16L17 203V201H18V199H20V198H18L17 199V201H16ZM19 194H22V196H20ZM23 194H24V196H23ZM155 194H157V193H155ZM165 194V193H164ZM185 194V193H184ZM187 194V193H186ZM192 194V193H191ZM207 194V193H206ZM257 194V195H258ZM99 195H96V197L98 198V196ZM135 195H136V193H135ZM134 195V196H135ZM141 195H143V193L141 194ZM144 195H146V194H144ZM143 195V196H144ZM149 195V194H148ZM159 195V194H158ZM170 195V194H169ZM176 195H178V194H176ZM208 195V194H207ZM142 196V197H143ZM150 196V195H149ZM152 196V195H151ZM172 196V195H171ZM170 196V197H171ZM193 196V195H192ZM196 196V195H195ZM218 196V195H217ZM261 196V195H260ZM146 198H147V196H145ZM164 199H165V197L164 196H162ZM169 197V196H168ZM169 197V198H170ZM173 197V196H172ZM179 197H180V195H179ZM183 197V196H182ZM208 197V196H207ZM101 198H100V200H101ZM137 198H139V197H137ZM137 198H135V199H137ZM174 198V197H173ZM177 198V197H176ZM186 198V197H185ZM194 199H195V197H193ZM197 198H198V196H197ZM202 198V197H201ZM50 199H52V201L53 200H56V201H58V202H56L57 204H55V205H57L56 207H54V206H52V204H53V202L55 203V201H53V202H51L50 201V203H51V206L50 205H48V206H50V207H48V208H45V206H44V208H42V206H43V204L44 205H46V204H49V202L47 203L46 201H49ZM99 199V198H98ZM98 199H97V201H98ZM172 199V198H171ZM190 199V198H189ZM204 199V198H203ZM210 199H212V198H210ZM28 200V199H27ZM99 200V201H100ZM131 200H133V201H131ZM139 200V199H138ZM154 200V199H153ZM167 200V199H166ZM165 200V201H166ZM169 200V199H168ZM180 200H181V198H180ZM183 200V199H182ZM201 200V199H200ZM205 200V199H204ZM98 201V202H99ZM147 200H143V202H146ZM162 201H163V199H162ZM171 200H169V201H167V202H165V203H168V202H170ZM173 201H175L176 203H177V201L175 200V198H174V200ZM196 201H197V199H196ZM202 201V200H201ZM200 201V202H201ZM206 201V200H205ZM212 201V200H211ZM45 202H46V204H45ZM92 202V203H91ZM149 202H150V200H149ZM156 202V201H155ZM159 202H161V201H159ZM158 202V203H159ZM184 202V201H183ZM216 202V201H215ZM20 203V202H19ZM95 203V204H94ZM133 203V204H132ZM137 203H139V201L137 202L136 201V205H137ZM147 203V202H146ZM153 203H154V201H153ZM171 203H173L172 201H171ZM179 203V202H178ZM196 203V202H195ZM212 203V202H211ZM59 204V205H58ZM97 205L95 208H98V209H101V210H103L102 212H97V211H99L98 209H96L97 211H95L92 207H94V206H92L91 207V205ZM100 204H102L103 206H101ZM149 204V203H148ZM147 204V206H145V207H149V205ZM151 204V203H150ZM156 204V203H155ZM183 204H186V203H183ZM182 204V205H183ZM203 204V203H202ZM204 204H206V203H204ZM216 204V203H215ZM104 205H105V207H106V205L108 206L106 209H105V207H104ZM139 205H141L140 206V208L141 209H143V211H145V209H144V207L142 206L143 205V203L142 204H139ZM173 205H174V203H173ZM187 205V204H186ZM189 205V204H188ZM198 205V204H197ZM200 205V207H201V204H199ZM211 205V204H210ZM19 207H21L20 205H18ZM17 206V207H18ZM136 208L135 209V211L137 212V213H140L139 215H141V216H139V215H136L137 213L136 212H134L133 210H134V208ZM138 206V205H137ZM158 207H160V205H157ZM171 206V205H170ZM178 206V205H177ZM143 207V208H142ZM168 207V206H167ZM172 207V206H171ZM184 207H185V205H184ZM184 207H182V210H183V208ZM132 208V209H131ZM150 208V207H149ZM153 208V207H152ZM151 208V209H152ZM161 208H163V206L161 205ZM189 209H191L190 207H188ZM192 208H193V206H192ZM201 208H203V207H201ZM148 208H146V210H147ZM194 209V208H193ZM196 209V208H195ZM212 209V208H211ZM100 210V211H101ZM149 210V209H148ZM167 210H169V209H167ZM166 210V211H167ZM172 210V209H171ZM185 210H187V209H185ZM255 210V209H254ZM139 211V212H138ZM142 211V212H143ZM150 211V210H149ZM170 211V210H169ZM189 211V210H188ZM191 211H193L192 209H191ZM252 211V210H251ZM183 212V211H182ZM182 212H179L180 214L182 213ZM195 212H196V210H195ZM79 213H82V215H80L79 216ZM136 213V214H135ZM143 213V214H144ZM150 213V212H149ZM151 213H152V211H151ZM161 213H163V210H162V212ZM167 213V212H166ZM165 212H164V214H166ZM174 213V212H173ZM177 213V212H176ZM184 213V212H183ZM191 213V212H190ZM200 213V212H199ZM254 213V212H253ZM77 214H78V216H77ZM191 214H193V213H191ZM195 214V213H194ZM156 215H157V213H156ZM159 215V214H158ZM188 215V214H187ZM201 215V214H200ZM219 215V214H218ZM253 215V214H252ZM152 216V215H151ZM160 216V215H159ZM168 216V215H167ZM177 216H179V215H177ZM181 216H182V214H181ZM180 217V216H179ZM208 217V216H207ZM218 217V216H217ZM222 217V216H221ZM251 217H253V216H251ZM158 218V217H157ZM162 218H163V216H162ZM164 218H166V217H164ZM168 218H170V216L168 217ZM167 218V219H168ZM172 218L173 217H171V219L170 220H172ZM175 218H176V216H175ZM181 218V217H180ZM211 218V217H210ZM152 219H153V217H152ZM159 219V218H158ZM244 219V218H243ZM262 219V218H261ZM260 219V220H261ZM160 220H162V219H160ZM159 220V221H160ZM165 220V219H164ZM212 220H214L215 221V219H212ZM252 220V219H251ZM256 220H257V218H256ZM264 220V219H263ZM155 221V220H154ZM163 221V220H162ZM230 221V220H229ZM236 221V220H235ZM171 222V221H170ZM169 222V223H170ZM179 222V221H178ZM182 222V221H181ZM194 222V221H193ZM193 222H191V223H193ZM260 222V221H259ZM166 223V222H165ZM184 223V222H183ZM190 223V224H191ZM214 223V222H213ZM225 223V222H224ZM228 223V222H227ZM232 223V222H231ZM254 223V222H253ZM157 224V223H156ZM178 224V223H177ZM177 224H176V226H177ZM198 224V223H197ZM255 224H257V223H255ZM154 225H155V223H154ZM154 225H152V226H154ZM168 225H171V224H168ZM167 225V226H168ZM172 225H173V223H172ZM172 225L171 226H169V227H172ZM193 225V224H192ZM235 225V224H234ZM260 225V224H259ZM164 226H166V225H163V226H161V228H163V230H164ZM176 226H175V229H176ZM181 226V225H180ZM179 226V227H180ZM194 226V225H193ZM246 226V225H245ZM262 226H263V224H262ZM148 227H149V229H148ZM168 227V228H169ZM178 227V226H177ZM184 227V226H183ZM195 227V226H194ZM160 228V229H161ZM159 229V228H158ZM170 229V228H169ZM172 229H173V227L171 228V231H170V233L172 232ZM184 229V228H183ZM194 229V228H193ZM211 229V228H210ZM248 229V228H247ZM251 229V228H250ZM166 230H168V229H166ZM177 230V229H176ZM175 230V231H176ZM213 230V229H212ZM216 230V229H215ZM243 230V229H242ZM149 231H151V232H149ZM156 231H158L157 229H156ZM165 231V230H164ZM175 231H174V235H176L175 234ZM183 231V230H182ZM241 231V230H240ZM158 232H160V231H158ZM168 232V231H167ZM180 232V231H179ZM166 233V232H165ZM164 233V234H165ZM169 232H168V234H170ZM177 233V232H176ZM181 233V232H180ZM179 233V234H180ZM211 233H213V232H211ZM158 234V233H157ZM171 234H173V233H171ZM178 234V233H177ZM249 234V233H248ZM254 234V233H253ZM174 235H170V236H173V238H174ZM164 236V235H163ZM196 236H198V235H196ZM251 236V235H250ZM165 237V239H166V235L164 236ZM183 237V236H182ZM224 237V236H223ZM249 237V236H248ZM170 238V237H169ZM217 238H219L218 237V235H217ZM216 238V239H217ZM222 238V237H221ZM220 238V239H221ZM164 239V240H165ZM180 239H181V236H180ZM197 239V238H196ZM220 239H218V240H220ZM234 239V238H233ZM159 240H161V241H159ZM183 240H185V239H183ZM252 240V239H251ZM166 241H167V239H166ZM170 240H168V242H169ZM178 241V240H177ZM175 243H176V240L174 241ZM179 242V241H178ZM181 242V241H180ZM217 242V241H216ZM226 242V241H225ZM184 243V242H183ZM223 243V242H222ZM155 245L156 244V246H152V245ZM157 244H159L160 246H161V248H159L160 250H158L157 249ZM180 244V243H179ZM187 244V243H186ZM170 245H172V243L170 244ZM218 245V244H217ZM234 245V244H233ZM247 245V244H246ZM159 246V247H160ZM176 246L178 247V245H177V243H176ZM180 246V245H179ZM185 246V245H184ZM203 246V245H202ZM208 246V245H207ZM236 246V245H235ZM242 246V245H241ZM150 247L152 248V247H156L155 249H156V253H153L152 251L153 250H155L154 248H152V251L151 252H149V249H150ZM175 247V246H174ZM187 247V246H186ZM201 247V246H200ZM209 247H210V245H209ZM181 248H182V246H181ZM199 248V247H198ZM215 248V247H214ZM177 249H179V248H177ZM211 249V248H210ZM216 249V248H215ZM218 249V248H217ZM175 250V249H174ZM182 250V249H181ZM201 250H203V249H201ZM204 250H206V249H204ZM219 250H220V248H219ZM176 251V250H175ZM183 251V250H182ZM199 251V250H198ZM230 251V250H229ZM186 252V251H185ZM197 252V251H196ZM218 252V251H217ZM179 253V252H178ZM209 252H201L200 251V253H197V255H199L200 256V258H206L207 257V259H204V261L205 260H209L208 258L210 257L209 256V254H208ZM208 254V255H207ZM190 255V254H189ZM192 255V254H191ZM186 256V255H185ZM192 257H193V255H192ZM198 256H196V258H197ZM183 258V257H182ZM187 258V257H186ZM142 260V261H140V260ZM189 259V258H188ZM188 259H186V260H183L184 262H186ZM194 259V258H193ZM219 259V258H218ZM221 259V258H220ZM223 259V258H222ZM190 260V259H189ZM192 260V259H191ZM190 260V262H192ZM213 260V259H212ZM181 262H182V260H180ZM207 261H205V262H207ZM202 262H203V260H202ZM209 262V261H208ZM175 263V264H176ZM187 263H188V261H187ZM196 263V262H195ZM182 264V263H181ZM184 264H186V263H184ZM203 264V263H202ZM221 264V263H220Z\"/></svg>",
  "mask_w": 264,
  "mask_h": 264
}]
</instances>
